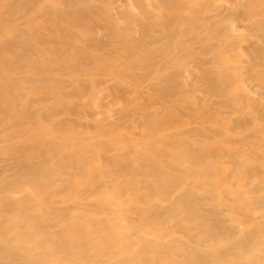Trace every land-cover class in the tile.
<instances>
[{"label": "bare ground", "instance_id": "bare-ground-1", "mask_svg": "<svg viewBox=\"0 0 264 264\" xmlns=\"http://www.w3.org/2000/svg\"><path fill=\"white\" fill-rule=\"evenodd\" d=\"M26 1L27 0H25V1L22 0V2L17 1L18 4L16 3L15 4L16 6L14 5L17 8H15L14 6H12V4L15 3V0L14 1L13 0H0V176L5 171L7 172L10 170L9 171L10 174H9V172L6 173L7 175L3 174V176H2L3 180H1V178H0V264H264V171H263L264 170V153H263V151H259V147L262 148V146H260L261 144H258L259 146L255 150H253V149L256 148L257 146L256 147L252 146V148H251V146H249L248 147L249 151H247V152H250V153L246 154V156L248 155L247 156L248 158H246V159H244V157H243L245 154V151L247 149V147L245 146V143H247V141L249 142L250 140L245 141V139H244L245 137H243L245 134L242 135L240 133L242 136L240 134H238V135H236L238 137H233V138H229L232 134L227 135V136H229L228 142H230V145L227 144V141L225 143H221L224 141L223 136H222L223 141H220V139L222 138L221 136L218 137V138H220L219 139V143H221L220 145H219L218 141H216L218 144L217 143L211 144L210 141L212 140V137L209 133L211 132V133L220 135V133L224 132L225 127H226V123H222L224 119H222L221 116H220L221 117L220 118L217 115L221 119L220 121H222V122L221 123L219 122V125H217V124L215 125L213 123V120H211V118H210V120H211L210 122H212L214 128L211 125H210V127H209V125H207L208 128H206V129H209V130L208 131H206V129L202 130L204 132L205 131L208 132V137H209V135L211 137V140L209 141V138L207 139V136H205L206 137L205 141L207 139L209 142L206 141L204 143L208 142L212 146L211 145L204 146V143H203V140L201 139L202 138L201 137V138H199L202 140V141H200V143H196V141H193V139L190 142L193 141L192 142L193 145L197 144V147L199 144L201 145V143H203L202 145L205 148L203 149V146H201L202 148L200 147V149H203V150H197L196 145H195L196 149H193L194 146H190L192 144H189V143H188L189 146L193 147L192 149L188 148L189 146L184 147L185 144L187 145V143H185V142L186 141L188 142V139L189 140L191 139V137H190L191 135L190 136L188 135L189 138H187L186 141L181 142L184 140V139L180 140V138L184 137L185 134H183V133L185 130L184 131L182 130L183 133H181V134H183V137H180V138H179V136H182L181 134H179L180 129L176 132L177 134L173 133V131L175 132V130L172 131L173 128L178 126L177 124H179V123H176L177 121L176 122L174 121L175 123H173L171 121L172 120L171 119V120L167 121V123L164 124L163 122H161V120L158 121L159 118H157V117H160V116H157V114L162 113V110L157 113L156 110L158 108L157 109L154 108V110L156 109L155 110L156 113H155L154 111L151 112L147 109H144L145 107H143L141 105L143 103L139 102V100L144 99V101H145V99L150 95V94L147 95L149 93V91H148V93L147 92L145 93L143 87L141 86L142 85L141 82L137 86H134L133 88H127V87L122 86L121 82L117 76L118 72H115L118 69L113 70L114 66H110L111 65V64H109L110 61H108L105 58L106 53L104 52L105 44H104L103 38L106 39V42L108 41V44H111V41L113 43V39L117 38V40H118L119 37H117V35L119 34V32H122V35H120V37L121 36L124 37L123 35H126V33L129 31V28H131V27H129L130 23L135 24L134 26H136V27H137L136 24H138V27H139V24H141L142 28L140 26L139 30L142 29V31H143V29H144V33H145L146 28H144V24H143L144 21H142L143 19L141 20L142 17L140 16L139 13L136 14L137 17L139 15L138 20L136 19L137 17L133 18V16H131L132 18L130 19V16H128V15H126L127 18H125V15H124V20L125 19H126L125 21H127V19L129 20L128 23L125 22V24L128 26L127 30L125 28L126 27L125 24L123 25L125 27L120 26V23H118L119 21L116 23V25L114 24L118 20V17H117L118 15L120 18L119 20L123 19L122 15H121L122 12L120 14H118V12H120L121 9H123V8L126 9L125 5H127L126 3H128V1H130L129 3H131V1H134L137 5V2L139 0L138 1L137 0H105V1L103 0L104 5L102 3L103 1L102 2L100 1V4L102 3L103 8L101 5H99V7L101 6L100 10H102L103 12H101V15H100V13H99L100 11L96 7V9H97L96 12L99 13V17L96 18V16H93L92 18H96V19H91V20H93L92 22L96 23V25L99 28H102L104 30L103 36H101V38H99V39H96V40L94 39L93 44L91 42L92 48L84 49V50H86V52L84 50H82V51H84V53L83 52L79 53L78 51L74 52V49H72L73 50V54H72L71 53L72 50L70 49L71 47L68 49V46H67L66 50H71L70 53L73 56H71V58H70L71 54L68 56V52L65 51V54L67 53V56H68L67 57L66 55H64V52H63V55L66 56L65 62H70V67L67 68V72L73 74V76L70 77L72 79L60 81L61 82L59 84V86L61 85L60 89H62V90L65 89V91H63V92L66 93V91H68V90H66L67 87L72 86L74 89L72 90V88H70L72 91L70 90V93H69V91H68V93L74 97H77V100H78V98H80V99L81 98L84 99L83 97H85V99L87 98V101H86L87 103H85L81 99V101L85 103V106H84V104H82V102H80L81 104H78L77 102H75V104H73L70 96H67L68 93H66V95H64V98H66V96H67V98H69L67 100H69L71 103L69 101L67 103L66 102L67 100H66L65 101L66 104H63L62 102L64 101V99L62 98L63 95L61 94V93H63L62 90H59L56 93L55 91L58 88H55V90H53V88H54L52 85L53 83L50 82L51 83L50 84L48 82L51 81V79H55V78L51 77V74L56 73V71L60 72V71H58L59 69L54 71L53 69L56 66L55 67L52 66L55 63L58 64L59 61H54V64H52L53 62L50 61V60H52V57L50 58V56H54L53 55V53H54L53 48L56 45V43L61 44L63 40L66 41V37H67L68 42H69L70 38H76V39H74V41L76 43H77V40L79 41V39H77L76 30L74 31V30L70 29V31H72V32L74 31L73 34H76V37H75V35L70 34V31L68 32V34L66 33V31H68V29H69L68 26H70V25H67L68 22H70V20L67 21V23L65 22L66 25H63L64 23L62 24V27L63 26H64V28L67 27V30L65 29L66 34L62 33L60 36L61 32L59 33L58 32L59 30L57 28L60 27L61 20H56L57 17H55L54 15H56L57 12H58L57 16H58V14L59 15L63 14L64 11H67V10H64V9L62 10L61 9L62 6L64 8V5H66V4L71 5V3H72V5H71L72 7H73V5H75V7L77 6V9H79V11L83 12L85 9L84 7H85V5H87V2L89 0H72V1L70 0L71 1L70 3L68 0H56L55 3L53 2L56 5H53L51 0H31L32 2L30 4L27 3L28 1L27 2ZM97 1H99V0H97ZM191 1L192 0H163L162 2L165 3V5H167L168 7L177 8V10L179 8L182 11L180 14V11L178 10L177 11L178 15H177L176 11L173 12L176 16V20H178L177 22L174 21L175 17H173L172 14L170 15V13H172V12L168 11V8L165 11L167 13V15L169 14L170 18H168V16H167V18L164 21L166 23V20L168 19L167 21L169 23H167L166 25H168V27H170L171 29L165 28L166 27L165 25H164L165 27H163V25L162 26L159 25L161 29L163 28V30L160 29V31L156 30L155 27L154 28L151 27L152 28L151 29L149 27V25H153L155 23V21H153V23H152V19H150V17L153 15L151 14L152 11H150L149 18L148 19L146 18L148 14L145 17L147 19V21H146V19H144L146 21V24L148 25V26L146 25L147 32L145 34L141 35V34H139V30H137L138 31L137 34L139 37L138 38L136 37V39H133L135 37V36H133L134 31L130 29L129 33H132V31H133V34H130V36H128L129 35L128 34L127 35L128 37H125L124 40L122 39V42L119 41L118 45H114V47L110 48L109 50H110L111 54L108 53V55L110 54L109 57L114 56L113 53L115 51H117V53L119 51L121 52L120 49L122 48V46H124V45L128 46V44H130L133 46V48H129L130 46L127 48L129 49V52H133V54L135 53V55H136V53L138 54L135 56L136 58H139V57H137L139 55L151 56V57H156V59L158 61L160 59L161 60L163 59V58L159 59L158 58L159 56L169 54L168 55L169 56V62H166V63H169L171 65V64H173V63H171L172 58L174 60V58L178 59L179 57L182 60V61L181 60L180 61L183 63L184 57L190 56V54H191V58H192V51L194 49L189 48L190 46L194 45V47H195L197 45L196 46L197 48L195 47L196 50L201 47L200 50L203 49L205 52L207 49H209L207 47L205 50L204 45L206 44V42L204 39H206V37L202 33H204L203 31H205L208 28V26H212V25L215 26L216 24H217L216 26H218L219 28H217V27H216L217 29L214 28V31H215V29H216V32L219 30L220 34L219 33H218L219 35L216 34L217 36H215V34H213V36H212V34H211V36L215 40L217 39V40L222 41L223 39H225V41L227 43L226 47L228 50H230V52H232L231 48L233 47L235 42L237 43V41L239 39H240V41H242L243 37L241 36L240 33H242L241 30L245 29V30L250 31V33H251V31H253L254 33L252 32V34H255V35L258 33L259 39L257 40V36H256V40H257V43L259 45H261V46L258 45L261 48H259L258 46H256V48H255L253 45L254 42L248 41L246 43L245 41L244 42L242 41V43H244V44L246 43L245 46H248V47H246V51H247V49H249V51H250L249 55H251V56L255 55L256 57L258 56L257 58H259V56H261V55L262 56L264 55V46H263V43H264V0H219V1H223V4H222V2L220 3L221 5H215L216 1L214 4H212L213 0L212 1L210 0V2H212V3L207 2V1L204 2V3H206L205 7H204L203 1L199 2V0H198V1H196V3L198 2V4L199 3L200 4L199 5L197 4L196 15L198 16V14L200 13V11H199L200 8L203 10V7H204V10L206 11V13L207 12L210 13L208 15L204 14L207 16H203L202 14H203L204 10L203 11L201 10V16L199 14V16L197 17L196 24L197 25L199 24L201 27V23L199 22V20H200L202 23H204L202 26V29L204 27V30H201L202 32H201V34H199L198 30L200 31V29H198L199 28V26H198V28H197L198 33L195 32L196 28H194L193 31L190 28V30H191V33H190V30L188 27V31L191 34V36L188 38L187 34H189V33L187 32V34H184V36H186L185 40L184 39L179 40L180 38L179 39L177 38V40H179V41H177L174 38V37H177V35H175V34L180 33L178 35V37H179L183 34V32L185 33V31L187 30L186 29V30H183V32H181L182 29H180L181 31L179 32V28L184 29L183 26L185 25V27H186L188 25V24H186V23H188V21H190V23L195 22V21L194 22L191 21V20H194V18H192L193 15L191 16L192 19L190 18V20L188 19L189 17H187V19L185 17L187 15L190 16L192 13L194 14L196 4L192 3L194 0L192 2ZM134 2H132V4L135 5ZM140 3H141V1H140ZM142 3H143V1H142ZM157 3H159V5H160V0H158ZM157 3H154L155 7H156ZM187 3H188V6H187L188 9L191 8V5L189 6V4L191 3L192 6L194 5L192 7V8H194V10L191 13L189 12L187 15L184 11L185 21L188 20L185 23V21L182 19L183 18L182 13H183V7ZM132 4H131V7L133 8ZM202 4H203V7L200 6ZM18 5H20L19 9H18ZM34 6H36V7H34ZM152 6H153V4L150 7L152 8ZM154 6H153V9H154ZM157 6H158V4H157ZM199 6H200V8H198ZM59 7H60V10L63 11V13H61L60 10L58 11ZM92 7H93V4L90 6V8L92 9ZM127 7H129V5ZM187 7L186 8L184 7V10L189 11V10H187ZM26 8H28V9H26ZM87 8L89 9V5L87 6ZM164 8H165V6H164ZM164 8H163V10H164ZM14 9H16V10H14ZM31 9L33 11L35 10L37 13H34L35 14V15L33 14L34 16H32V13H31V16L29 18L28 13H29V10L31 11ZM88 9H87V11H88ZM134 9H136V8L134 7L132 9V11ZM138 9H140V8L138 7ZM74 10H75V8H74ZM128 10L130 13L131 11L129 8H128ZM149 10H150V8H149ZM49 11L51 13H48ZM52 11L54 12L52 17L55 18L56 22L59 21L58 25L60 24L59 26H57L56 22L53 21L52 26H54V24H55V26H57V28L54 27V30H53L54 31V39L49 38V37H52V35L49 36L50 35L49 32L52 30V27H49L48 25H46V24L50 23L49 20L50 21L52 20V19H50V18H52V17H50V14H52ZM122 11L124 12V10H122ZM147 11H145V12H147ZM158 11L160 13V10H158ZM158 11H157V13H158ZM190 11H192V9H190ZM198 11H199V13H198ZM44 12H46L45 14H47V13L49 14L48 17H50V18H47V21L44 18L46 16L44 14ZM75 12L72 13L70 11V14L72 13V15H73ZM113 12H115L117 15H114ZM141 12H143V10ZM102 13H103V15H102ZM104 13H105V15H104ZM152 13H155V10ZM36 14L42 15V17H41L42 20H40V22H38V23L43 22L46 25L45 27L43 26V28H45V29L50 28V31L44 29V34H43L42 33L43 31L42 32L40 31L41 26H40V28H38L39 27L38 26L37 29H34L35 28L34 24L36 23V22L34 23L35 19L40 18V15H38L36 17ZM144 14H142V16ZM25 15H27L28 18ZM29 15H30V13H29ZM64 15L66 16L67 13L63 14L62 16H64ZM78 15H80V14H78ZM85 15L89 16V13H86ZM132 15H134V12ZM196 15H194V17H196ZM81 16H82V20H84L83 15H81ZM155 16L156 15L154 14L153 17H155ZM177 16H178V19H177ZM180 16H182V18ZM159 17H161V19L163 18V16H160V15H159ZM159 17H158V19H159ZM165 17L166 16H164V18ZM70 18H71V15L68 19H70ZM116 18H117V20H116ZM21 19H24V21ZM25 19H27V20H25ZM86 19L87 18H85V22H86ZM64 21H66V19H64ZM76 21H77V19H76ZM149 21H150V24H149ZM170 21L172 22V24L170 23ZM173 21L175 23H180V27L177 28L176 25L173 23ZM179 21H183L184 22L183 25ZM81 22H83V21H81ZM161 22H162V20H161ZM51 23H52V21H51ZM51 23H50V25H51ZM158 23L160 24L159 20H158ZM196 24H194L193 27H195ZM78 25H80V23ZM117 25L119 27H117ZM190 25H188V26H190ZM81 26H82V23H81ZM85 26H84L85 30L83 28L82 31H88V30H86ZM87 26H88V24H87ZM134 26L132 27L133 29H134ZM174 26L177 29L173 28ZM205 26H206V28H205ZM82 27H79V32H80V28H82ZM190 27H192V26H190ZM43 28H41V29L43 30ZM121 28H125V29H121ZM25 29H28L29 31L25 30ZM118 29L121 31H119ZM136 29H138V28H136ZM210 29L213 30V27ZM23 30L27 31L29 35L33 34V36L32 35L27 36V38L28 37L30 39L33 38L32 41L29 39H26L27 42L25 40H24L25 42L23 41V39H25V38H23V32H22ZM36 30H38L42 34L41 33H39L40 35L37 34L38 31L36 33H33V31H36ZM122 30H124V31H122ZM125 30H126V33H125ZM176 30L178 32H176ZM245 30H243V31H245ZM47 31H49V32L46 33L48 36V39H47L48 41L46 42L45 39L47 38V36H46L45 32H47ZM56 31L59 33V35L57 34L58 35L57 37L60 38L61 42L59 41V38H55L56 37L55 35L57 33ZM82 31L80 33L81 35L83 34ZM98 31H100V30H98ZM208 31H210V30H208ZM208 31H206V32L208 33ZM214 31H210V33H214ZM16 32H21L22 34L19 33L17 35V34H15ZM27 32H26V34H27ZM51 33H52V31H51ZM210 33H208V34L210 35ZM92 34H93V32L91 33V35ZM95 34L96 33L94 32V35ZM25 35H24V37H26ZM44 35H45V38H44ZM94 35H93V37L96 38L97 35L96 36H94ZM131 35L133 36V38L131 37ZM203 36L205 38H203ZM68 37H69V39H68ZM129 37L132 38L131 41L129 40ZM121 38L119 40H121ZM126 38H127L128 42H126ZM209 38H211V37L209 36ZM254 38H255V36L251 40H253ZM260 38H261V40H263L262 44L260 43L261 42ZM49 39L50 40L52 39L54 43L52 42V40L50 41ZM56 39L58 40V42H55ZM28 40L30 42H28ZM72 40H70V41H72ZM83 40H85V38ZM211 40H212V38H211ZM211 40L209 42H211ZM228 40H230V41H228ZM246 40H247V37H246ZM259 40H260V42H259ZM67 41L64 44H66ZM240 41L238 42L239 44H240ZM223 43H224V41H222V44ZM255 43H256V41H255ZM257 43L255 45H257ZM42 44H43V46H44V44L48 45L47 46L48 48H41ZM60 44H57L58 48H59ZM79 44H80V41H79ZM202 44H203V46H201ZM216 44H217V42H216ZM239 44H237V47ZM49 45L52 46L51 47L52 49L50 48ZM39 46H40V48H38ZM81 46L83 47L84 44H82ZM242 46H243V44H242ZM36 47L38 48L37 50H41V52L39 51L40 54L37 56H35L36 55L35 54L34 55L35 58H34V56H31V57H33L32 60L28 59L29 55H27V54H23V55H27L26 59L23 57V55H21L24 52L27 53V51L29 53V50L30 51L33 50L32 53L33 52L37 53L34 50V48H36ZM215 48H214V50H215ZM54 49L56 50V47ZM63 49H65V48H63ZM221 49H223V48H221ZM87 50H90V51H87ZM172 50H175L174 54L172 53L173 52ZM225 50H226V48H225ZM237 50H238V48H237ZM58 51H60V55H61L62 50L58 49ZM210 51H211V53L213 52L211 47L209 50H207V52L210 53ZM124 52H126V51L124 50ZM175 52H176V54L180 52L181 54H184L185 56H183V58H181L182 56L177 54L179 56H178V58H176ZM201 52L202 51H199L198 53L200 54ZM207 52H206V54H207ZM241 52H244V51H241ZM74 53H76V54L74 55ZM195 53H197V51L193 52V55ZM198 53H197L196 58H199L200 56L203 55V52L200 55H198ZM226 53L227 52H225L224 54H226ZM232 53L229 55H232ZM247 53L245 52L244 54H246L248 56ZM122 54H124V53H122ZM172 54H173V56H172ZM213 54L215 55V53H212L211 55L210 54L207 55V56L210 55L209 62L211 64H213L212 68L214 66H217V63L219 62V60L222 62V60L224 58L227 59V57H225L224 54H222V52H221L220 57L218 56V54H216L217 57H215V58H217L216 59L218 61L217 62L214 60L215 58L214 59L211 58L213 56ZM63 55H62V57H63ZM204 55L202 57H204ZM132 56H134V55H132ZM221 56L222 57L224 56V58H221ZM151 57H150V59H152ZM218 57L220 58L219 60H218ZM121 58L123 59V55ZM121 58H118V59H121ZM164 58H165V56H164ZM167 58L168 57L166 56V59ZM193 58H195V57H193ZM208 59L209 58H207V60ZM53 60H54V58H53ZM115 60H116V58H115ZM186 60L187 61H184L185 63L186 62L188 64L191 63L188 61V59H186ZM189 60H190V58H189ZM201 60H203V59L201 58ZM201 60L199 58L198 61H199V65H202V66L201 67L198 66L199 68L197 67V69L194 72L192 71L191 73L190 72L188 73V72L184 71V72L188 73L189 76H191L190 77L191 80L190 79L188 81L186 80L187 82L183 81L184 80L183 78L185 76H182L183 78L180 77V79L178 78L179 80L178 79L174 80L175 83L179 82L180 80L182 82H184V83H182L180 81L181 84L179 82L180 88H183V89L186 88L188 90H191V95L194 92L195 93L198 92V91L196 92L194 86L199 85V87H200V84H199L200 82H198V80H201L202 79V77H201L202 73L204 71L206 72V70H204L205 67L203 69V64H204V66H208L205 64L204 61H203L204 63H201L200 62ZM211 60L214 61L215 65H214V63H212L213 61H211ZM131 61L133 62V59ZM134 61H135V58H134ZM141 61H143V60H141ZM166 61H168V59ZM194 61H196V60H194ZM259 61L261 62V60H259ZM49 62H50V64H52L51 66L54 68L48 69V71L46 70L47 71L46 72L45 68H47V66H49V64H48ZM65 62L61 61V63H65ZM113 62H114V60H113ZM123 62H124V60H123ZM172 62H174V61H172ZM209 62H207V64ZM221 62L218 63V66H217L218 68H221V66H223V64L221 65ZM143 63H145V61ZM158 63L160 64V61H158ZM163 63H164V61H163ZM166 63L163 65H165V66L168 65ZM182 63H179V64H181L183 66ZM185 63H184V65H185ZM222 63H224V62H222ZM262 63L264 64V62H262ZM175 64L177 65L178 62H175ZM219 64H220V66H219ZM256 64H258V63L256 62ZM116 65H117V63H116ZM116 65L114 68L117 67ZM134 65H135V63H134ZM136 65L137 66H135V67L138 69L139 65L137 63H136ZM140 65L142 66L143 64H140ZM65 66L66 65H64V67ZM125 66L126 65H124L123 67L125 68ZM131 66L129 65V67H131ZM143 66L145 67V65H143ZM152 66H154V64L151 62L149 64L148 68L152 69ZM173 66L175 67V65H173ZM173 66H171V67L173 68ZM261 66H262V64L260 65V67ZM57 67H59V66H57ZM66 67H65V70H66ZM171 67H170V69H172ZM217 67H215L213 69H217ZM131 68H133V67H131ZM208 68H211V67H208ZM236 68H235V70L238 71L239 69L237 70ZM239 68H241V67H239ZM252 68L253 67L245 68L247 71L245 73H248V72L253 73ZM261 68H263V67H261ZM141 69H142V67H141ZM179 69H184V66L182 68H179ZM213 69H212V71H214ZM245 69H243V71H245ZM254 69H256L255 64H254ZM123 70H119V72H123ZM152 70H154V69H152ZM157 70L156 71L159 72V74L163 73L162 75L164 77H165L164 73L167 74L168 71H170V70L167 71L166 69H162L163 72L161 73L160 69H157ZM189 70L190 69L188 68V71ZM24 71H27L26 73H28V71H33V74L36 72H38L37 74H39V72H41L42 75L46 72V74L48 75L47 78H49V79L45 78V76H44V78L42 80L38 79V77H37L36 80H38V81H36V80L32 81V79L30 78L31 80L28 79L29 81H27L28 83L26 84V86L25 85H19V83L23 79V76H20V75L25 73ZM134 71L136 73H138V71H136V70H134ZM144 71H145V68H143V72ZM170 72H173V70H171ZM175 72H173V73L175 74ZM210 72L211 71H209V73ZM132 73H133V71H132ZM140 73H142V72H139V74ZM242 73H244V72H242ZM29 74H30V72H29ZM56 74L60 75L59 73H56ZM124 74H126V73H124ZM257 74H255V75H257ZM261 74L262 73H260V75ZM34 75L36 76V74H34ZM144 75L146 76L145 73H144ZM181 75H182V73H181ZM207 75H208L207 78L212 77V75H210V74H207ZM217 75L218 74H216V76L215 75L214 76L217 77ZM234 75H235V72H234L233 76ZM28 76L30 77V75H28ZM94 76H97V78L94 79V81L90 80ZM163 76H162V78H164ZM219 76L220 75H218V78L221 79V77H219ZM222 76L224 77V75H222ZM230 76H232V74ZM230 76L229 75L227 76V78L229 77V79L226 78L227 83L229 82L228 84H230V82L232 83V81H233L232 80L233 78L231 79ZM24 77H26V76H24ZM131 77H133V76H131ZM158 77H160V75L157 76V78ZM175 77L177 78V76H175ZM215 77H214V79H215ZM261 77H260V79L264 80V78H261ZM87 78L90 80V82L88 84L84 83L85 86L83 88H81L82 87L81 83L83 84V82H85L86 81L85 79H87ZM120 78H122V77H120ZM162 78H161V80H162ZM172 78H171V80H173ZM237 78H239V77L234 78L235 82L241 83L242 81H238ZM80 79L81 80L84 79V81L82 80L83 81L82 82ZM166 79H168V81L167 80L166 81L169 82V78H166ZM203 79H205V78H203ZM211 79H213V78H211ZM211 79H207L206 82L201 80L202 84H204V82L206 84L207 82H209L208 80H211ZM217 79L214 80V81H217L216 83H218ZM145 80H147V79H145ZM158 80H160V78H158ZM171 80H170V82H171ZM242 80H244V79H242ZM77 82H78V84L80 83L79 85L81 87H78L79 85L77 86V84H76ZM87 82H88V80H87ZM145 82H147V81H145ZM164 82H165V80H164ZM196 82L198 85L195 84ZM210 82H212V81H210ZM220 82H221V80L219 81V83ZM223 82H225V81H223ZM263 82L264 81H261V83L259 82L260 86H264ZM21 83L24 84L25 82L22 81ZM47 83L49 85H52L53 88H51L50 86L49 87L52 89L53 92L51 90H49V87L47 90V86L45 89V86L42 85V84H47ZM154 83H156V82L154 81ZM171 83L174 84L173 81ZM159 84H160V82H159ZM214 84L210 85L209 88H207L208 86L206 87V85H204V86L201 85V86H203V88L205 87L209 90L210 89L213 90V88H210V87L214 86V88H215ZM39 85L42 87V89H41L42 92L40 90L38 94L32 93L33 91H37V89L35 87H39ZM174 85L176 86V84H174ZM241 85H243V84H240V86ZM224 86L228 90L232 89L230 85H227V84L224 85L223 84L222 87H224ZM227 86L230 88H228ZM245 86H248V85H245ZM168 87H169V85H168ZM217 87H219V89H220L221 86H217ZM232 87H235V86H232ZM237 87H239V86H237ZM34 88L36 90H34ZM43 88L47 91H44ZM169 88H171V86ZM200 88L202 89V87H200ZM248 88H250V87H248ZM193 89H194V91H193ZM196 89L198 90L199 88H196ZM188 90H187V92H188ZM205 90L206 89H204V91ZM236 90L237 89H235V91ZM238 90H241V89L239 88ZM250 90H252V89H250ZM111 91H113L114 96L116 95V97L118 98V99H116V100H119V101H117V103L119 102L118 104H120L122 106L120 108L122 111L120 110L119 114H117V115H119V119L118 118H116V119L120 120V118H121L122 122H123V120L125 122L126 118H128V120L130 121L129 118H137L138 117L137 118L138 120H136V122H138L140 119L141 122H139V124L141 123V125H139V126L141 128L146 124L144 121H146V122L148 121L147 123H150L149 125H151L153 123L154 127L151 129H150V126L148 124H146V126H149L148 127L149 130L146 127L149 132L147 131L148 132L147 133L144 130V133L146 134V136L148 138L150 136L151 137L155 136V137L159 138V140H160L159 144L160 145L157 146V145H154L156 142L155 143L152 142L153 144L150 142L151 146L148 145L149 147L147 148L148 153H145V151H146L145 148H144L145 151H142V150H140V152L138 151L139 150L138 148L139 147L141 148V146H139L141 143L137 144V146H139V147L136 148L137 146L135 147L134 144L129 145L128 140H127V141H125V142H127V143H125L126 144L125 146L122 145V146H120V148H118L119 147V145H118V147L115 148V149H118V151L115 150V152L117 151L121 155L120 159L122 160V162H120L121 160L119 159V156H117V152H116V156L119 159V161H117L118 164H112V162H110L111 160H114L113 162L116 163L115 159H112L115 154L113 155V157L111 156L112 158H109V155H108V158L110 159V161H107L106 155H105V158L103 156L101 159L100 154H102V153H98L99 158L97 159V161L100 160V163L102 161H103V163L97 164L95 160L93 161L92 156H91L92 158L87 157V156H89L86 154V151H85V148H86L85 146H87V145H85L84 146L85 148H84V147H82L83 146L82 142L78 141V143L79 142L81 143V144L79 143L81 145L80 148H78V145L76 147L75 144H77V143H75L74 146L76 147L75 148L76 153L72 152L73 153L72 155H74V157H75V155L77 156V158L75 157L76 160H73V158H72L73 161H71L70 155L68 157L65 154H63V152H61L62 154L61 153L60 154L65 155V156L59 155L62 157L61 159L59 158V156L57 158L55 157L57 160H58V158L60 160H63L62 162L60 161V163H59V161L56 162L58 164V165L56 164L57 165V168H56L57 171L53 170V168L52 169L49 168L48 163L46 164V162L48 160L46 161L45 157H43V159L41 157L47 156V154H49L48 158L51 159V152L53 153L55 150L52 151V149H50V147H51L50 145H47V146H49V148L47 146H45L44 144L41 145V143H39V142H42L41 140H43V142H44L45 137L40 136V134H43V133L38 134L39 136H37L36 135L37 133H35L36 131H39V129L41 128L40 127L41 124H38L41 122H39L37 118L39 116L43 117L45 115L44 113H43L44 115H42L41 109L46 105V103L47 104L49 102L52 103V101H54V100L56 102V100H57V102H59V104H56V105H57V107L59 106L60 109L55 110L54 108L57 109V107L52 104V106H53L52 109L55 110L54 113L53 112L52 113L53 114L57 113L58 115L61 116V118H63L62 117L63 112L61 113L59 111L64 110L66 112V111L70 110V112L73 113L75 109H76L75 111H77L79 108L82 109L83 107H84V109L85 108L87 109L89 106L92 108L91 105H93V102H92L93 100L99 101L102 96L108 95L109 92H111ZM201 91H203V90H201ZM229 91H227V94L229 93ZM158 92H160V91H158ZM215 92L220 94V97H222V99L226 98L224 100L225 102L230 101V100L232 101L231 97L230 98L228 97L230 100H227L228 99L227 96L229 94L228 95L226 94V97H224L225 96L224 91H223L224 96H221L222 91L216 90V88H215L214 94L213 93L212 94L214 95V97H217L219 95L217 93L215 94ZM65 93H63V94H65ZM195 93L193 94V96L197 97L195 95ZM205 93L206 92H204V94ZM230 93L232 94V92H230ZM243 93H241V94H243ZM145 94L147 97L144 96ZM167 94L165 93V96H167ZM198 94H200V93L198 92ZM246 94H243V95H246ZM60 95H61V97H60ZM185 95H187V94H185ZM193 96L190 98L193 99L194 98ZM164 97H162L163 101H165ZM167 97H166V99H167ZM240 97L241 96H239V98ZM103 98H105V97H103ZM109 98H111V97L109 96ZM198 98H196V103L200 102V101H198V100H200ZM209 98H210V95H209ZM233 98L236 101L238 100V99H235L238 97H233ZM51 99H54V100L51 101ZM204 99H201L202 105L204 103L202 101H206ZM241 99L242 98L239 99V101H238L239 103L237 102L238 104H240L241 102H242V105L247 104V103H245V101H247L248 99L247 100L242 99L245 101H242ZM72 100H74V99H72ZM75 100H76V98H75ZM106 100H108V99H106ZM169 100H171V99H168V101ZM214 100H217V99L214 98ZM97 101H96V103H97ZM158 101L161 102L160 99H158ZM168 101H167V103H168ZM188 101H189V99H188ZM188 101L182 100V102H187V103H188ZM213 101H210V102L216 104V102L218 100L214 101V102ZM231 101H230V103L228 102V104L231 105ZM258 101H259V99H258ZM55 102H53V103H55ZM172 102H170L171 104L169 103L170 105L168 104V106H172L173 104L178 106L177 105L178 101L177 102L174 101L173 104H172ZM191 102H195V101L193 100ZM191 102L188 105L189 107L192 104ZM161 103H160L161 105L165 104V102H161ZM167 103H166V105H167ZM237 103H235V104H237ZM238 104L236 107L239 106ZM49 105H51V104L49 103ZM96 105H98V104H96ZM115 105H117L116 101H115ZM154 105H156V104H154ZM166 105H165V108L168 107ZM175 105H173V106H175ZM202 105H200V107H199V103L197 106L194 105V103H193V106L195 107V109L197 107H199L198 111H200V109H203ZM204 105H205V103H204ZM206 105H208V104H206ZM210 105H211V103H210ZM217 105H218V103H217ZM225 105H226V103H225ZM46 106H45V108H46ZM101 106H98V107H101ZM185 107L187 109L192 108L193 111L195 110V109H193V107L188 108L186 105H184V107H180V108L184 109ZM218 107H220V106H218ZM259 107H260V105H259ZM18 108H20V111L23 110V108H24V110H23L24 112H22V111L20 112L18 110ZM50 108H51V106H50ZM165 108H164V110H165ZM172 108H174V107H172ZM207 108L210 109L209 107H207ZM207 108H205L204 110H206ZM222 108L224 109V107H222ZM243 108H244V106H242L241 109H243ZM84 109H82V112ZM168 109H170V108H168ZM168 109H167V112H170V111H168ZM181 109L180 110H179V108L174 109V111L172 112V115L175 112V110L181 111ZM241 109H238V110H241ZM46 110H47V108H46ZM71 110H73V111H71ZM89 110L86 111L87 114L86 113H83V114L84 115L85 114L86 115L92 114V113H88V112H90ZM158 110H160V109H158ZM211 110H213V109H210V111ZM216 110H217V108H216ZM228 110H230V109H228ZM253 110H255V109H253ZM47 111H49V109ZM97 111L98 110H96V112ZM165 111L163 113H166ZM186 111L188 112V110H185V113H186ZM189 111H190V113L189 112L188 113L191 115L192 114L191 110H189ZM198 111L196 114H198V116H199V114L202 112L201 111L198 112ZM217 111H218L217 113H219V111H220L219 108ZM103 112H105V110ZM45 113H47V112H45ZM59 113H61V114H59ZM77 113H78V111L76 112L75 116L77 115ZM80 113H79V115L81 116L82 114H80ZM98 113H99V111H98ZM49 114H51V112ZM57 114H55V115H57ZM101 114H102V112H101ZM162 114H160V115H162ZM182 114L184 115L185 118H189V117L192 118L193 117V115L188 117L187 113L184 114L182 112ZM182 114L177 113V115L183 116ZM204 114L206 115V116H204L206 118L210 115V114L208 115V113H204ZM46 115H48V113ZM68 115H69V117H65V115L63 114V116L65 117V119H64L65 123L67 122L66 121L67 118H69L68 120H70V121H68V124H65L62 120L63 127L65 125H68V126L72 125L73 126V124L71 122L76 121V120H74L75 118L76 119L81 118V117H79V115H78V117H75L74 115L72 117H70V114H68ZM220 115H222V114H220ZM256 115L258 116V113ZM45 116H44V118L47 120V122H49L48 121L49 118L47 119L46 118L47 116L46 117ZM51 116L52 115H50V117ZM194 116H197V115H194ZM214 116L216 117V114L215 115L213 114L212 117H214ZM237 116L240 118V115H237ZM257 116H256V118H258ZM52 117L55 118L56 116H52ZM73 117H75V118L71 120L70 118H73ZM102 117H104V116H102ZM200 117H198V118H200ZM250 117H251L250 119L254 118V117L252 118V115ZM263 117L261 116V118H263ZM82 118H83V115H82ZM166 118L169 119L168 117H166ZM179 118H183V117H179ZM179 118H178V116H176V120H179L181 125H182L181 121L185 120V119L183 118L181 120ZM198 118L195 117V119H197V120H198ZM45 119H43L44 120L43 122L46 121ZM192 119L189 120L190 123L192 122ZM201 119L204 120L205 118L201 117ZM212 119H214V118H212ZM231 119H232V122L235 120L233 118H231ZM80 120L82 121L84 119H80ZM131 120H133V119H131ZM164 120H166V119L164 118ZM173 120H175V119L173 118ZM187 120L188 119H186L185 124L189 123V121H187ZM229 120H230V118H229ZM243 120H244V118H243ZM259 120H260V117H259ZM54 121H56V119H54ZM57 121L59 123L57 122L55 125L58 126V125L62 124V122L60 123L61 119H60V121L57 119ZM92 121L90 119V123ZM100 121L102 124L104 120H98V121L96 120V123L98 122L97 124H99ZM115 121L117 122V120H115ZM162 121H163V118H162ZM195 121L196 120H194V122ZM198 121L201 122L200 119ZM214 121L216 123L218 121V118H217V120L214 119ZM245 121H247V120L245 119ZM85 122L80 123V121H79L78 123H80V126L78 127L79 124L74 125V126L75 127L77 126L78 130H80L79 128L82 127V125L90 124V123H87L88 120ZM110 122H112V121H110ZM204 122L205 121H202L200 125L196 124V123H198V122H196L195 123L196 126L193 125L194 127L193 126L192 127L197 130V126L199 129V127L202 126V124ZM206 122L209 123L208 120H206ZM248 122H246V123H248ZM250 122L248 124L251 125L252 122L251 123ZM53 123H55V122H53ZM53 123H47V125L48 124L53 125ZM92 123H94V122H92ZM113 123H115V122H113ZM113 123L112 124L110 123V124L113 126V125H115ZM119 123L120 122H117V124H119ZM97 124H95V126ZM103 124L105 127L107 126V125H105V122ZM107 124H109V122ZM122 124L124 125V123H122ZM142 124H144V125L142 126ZM173 124H175L176 126ZM192 124H194V123H191L190 126H188L189 128L187 127L189 129V130L187 129V131H190V129L192 128L191 127ZM206 124L204 126H206ZM209 124H211V123H209ZM220 124H223V125L225 124L224 127L221 125L222 131H219V129H218L220 127ZM242 124H244L246 126L245 123H242ZM242 124L240 123V125H242ZM258 124H260V123H258ZM86 125L83 127L84 128L88 127V125L87 126ZM102 125L100 126L101 129L103 128ZM36 126H39L40 128L36 129L34 131V133H35V135H34V133L32 132V129L38 128ZM54 126H52V127H54ZM57 126H55V127H57ZM172 126H175V127L170 128ZM182 126H180V127H182ZM204 126L200 127V129L205 128ZM90 127H92V125L89 126V128ZM166 127L171 129L170 131H172V134L170 133L169 129H168V132L170 134H166V133L164 134V130ZM215 127H217V128H215ZM221 127H220V129H221ZM69 128H71V127H69ZM92 128H95V127H92ZM97 128H99V125ZM97 128H95V129H97ZM110 128H112V127L110 126ZM167 128H166V130H167ZM178 128H179V126H178ZM183 128L184 127H182L181 129H183ZM210 128H213V129H210ZM52 129L53 128H51V130ZM61 129H62V127H61ZM125 129H126V132L130 133V131H127L126 127H125ZM125 129H122V130L125 131ZM142 129H145V128L143 127ZM185 129H186V126H185ZM230 129H232V128L230 127L229 129H227L228 131H226L227 132L226 134H228ZM46 130H49V129L47 128ZM46 130H45V132H46ZM57 130L58 129H56V132H57ZM70 130L68 129V131H70ZM161 130H163V131H161ZM166 130H165V132H167ZM40 131L42 132L44 130H40ZM58 131H60V130H58ZM81 131H83V130L81 129ZM84 131H85V129H84ZM110 131H113V130H110ZM156 131H157V133L155 135H153L152 133H155ZM193 131H190V133H192ZM233 131H232V133H236V131H234V132ZM247 131H245L244 133H246ZM252 131H254V130H252ZM54 132H55V128H54L53 133L52 132L51 133L54 135L55 134ZM87 132H89V129ZM199 132L201 133L200 130H199ZM230 132H231V130H230ZM238 132H239V130H238ZM263 132H264V127H263ZM31 133H33L32 134L33 137L31 135ZM51 133L49 134V136L51 135ZM112 133H114V132H112ZM115 133L113 135H115ZM186 133L188 134V132H186ZM250 133H252V132H250ZM259 133H261V132H259ZM25 134H28L27 138L22 139ZM79 134H80V132H79ZM95 134H93V135H95ZM192 134H195V133H192ZM224 134H225V132H224ZM256 134L258 135L257 130H255V134L252 135L253 137L255 135L254 138L251 135H249V136H251V138L256 140L255 139V138H257ZM73 135H75V134H73ZM88 135L86 134L85 136H87L89 139ZM106 135H105V138H106ZM177 135H179V136H177ZM195 135H197V134H195ZM62 136H63V132H62L61 137ZM64 136L62 138H64ZM97 136L98 135H96L94 137L96 138ZM119 136L120 137H118V138H121V135H119ZM176 136H177V138H179V143L174 142L175 139H172L173 141L169 140L171 137L176 138ZM197 136L195 138H198ZM216 136H215V138H217ZM227 136H225V137H227ZM246 136H247V134H246ZM67 137H71V136H67ZM67 137H65V138L69 140V138H67ZM81 137H84V136H81ZM155 137H153V138L156 139ZM135 138L136 137H134V139ZM192 138H194V136ZM261 138H264V137H261ZM261 138H260V140H261ZM33 139H35V140H33ZM74 139H75V137H74ZM126 139H127V137H126ZM129 139H130V141L134 140L131 138H129ZM99 140H96V144H98L97 142ZM141 140H143V139H141ZM216 140H218V139H216ZM257 140H259V138ZM135 141H138V140H134V142ZM213 141H215V139ZM244 141H245V143H244ZM56 142H55L56 146L59 145V147H60V143L58 144ZM66 142H67V140H66ZM91 142H90V144H91ZM109 142L108 143L106 142L103 144H101L102 143L101 142L99 145H103V147H104V145L109 144ZM120 142H122V141L120 140ZM157 142H158V140H157ZM198 142H199V140H198ZM250 142H252V141H250ZM261 143L263 144V141ZM94 144H95V142H94ZM94 144H93V146H94ZM116 144L117 143H114V142L109 144L110 145L109 148L111 149V146L116 145ZM256 144L257 143H255L254 145H256ZM109 145H107L106 149H108ZM144 145H147V144L145 143ZM214 145L217 148H213ZM248 145H249V143H248ZM62 146H64V145H62ZM68 146H69V144H68ZM93 146L90 147L88 145V147H90V148H93V149L96 148ZM180 146H182V147H180ZM220 146H222V147H220ZM46 147H47V149L50 150V152H48ZM55 147H53V148L56 149ZM175 147L178 148V151L183 149L184 152L182 150H181V152H183V153H181L180 151H179L180 153H178V151L176 153L171 152V150L172 151L177 150ZM218 147H220V148H218ZM62 148L66 149V147H62ZM174 148L176 150H173ZM184 148H186V149H184ZM135 149H137L136 151H138V154H136L137 156H135V157H138V155H139L138 160L142 159L140 161H144V163L147 164L146 166H148V164H149L148 168H150L151 171H149V172L147 170L144 171L143 168L146 166H144V164L138 160L137 161L136 160L131 161V158H129L130 159L129 160L126 157V159H128L126 161V159L123 158L124 156L128 155L130 152H132V151L134 152ZM88 150H89V148H88ZM96 150H97V148H96ZM257 150L263 154L257 155L256 154L258 152ZM59 151H60V149H59ZM136 151H135V153H136ZM149 151H151V152H149ZM53 154L58 155V152L57 153L54 152ZM91 154L92 153H90V155ZM151 154L152 155L154 154V156H152L153 158L155 157V154L157 156L153 159L150 156ZM147 155L151 158H149ZM158 157L159 158L161 157L162 159L165 158V159L161 160V159H158ZM241 157H243V158L240 159ZM67 158H69L70 161H67ZM52 159H54V158H52ZM123 159H125V160L123 161ZM248 159L250 160V162H247ZM43 160H45V161H43ZM50 161L52 162V160H50ZM50 163H49V165H50ZM109 163H111V164H109ZM53 165L55 167V163ZM53 165H50V166H53ZM71 168L76 169L77 171L75 170L76 172L74 173L73 176H70L72 178H71V180H69L68 179V175H69L68 172H69V169H71ZM94 168L97 170L98 169H100V170L95 172V174L98 173L97 176L93 175V178H91L92 174L90 176H88L87 174L90 170H95ZM65 170L68 171L67 172L68 175L65 174V172H64ZM90 173H92V171ZM64 176L67 177L68 180L64 179L65 178ZM197 178H199L200 181H203V182H201V183L199 182L200 185L198 184L197 186H194L195 183L193 184V179H197ZM142 183H144V184H142ZM138 185L143 187L141 189L142 194L140 193L141 192L140 186H138ZM77 186L78 187L81 186V187L76 188ZM130 188H132V190ZM138 189L140 192L136 191ZM134 190H135V192L133 193ZM127 191H129V192H127ZM112 192L114 193L113 196L111 195L112 202L110 204L112 206L109 207L110 205L107 204L109 202H107L106 204H104L105 205V207H104L102 205L103 202L101 203V200H98L99 198L97 199V197L102 198L106 195L111 194ZM130 192H132V193H130ZM129 193H130V195H129ZM15 194H18V197H14ZM83 195H86L88 198L89 197H92L94 199L96 198V200L87 199V201H86V198H83L84 197ZM81 196H83V197H81ZM67 200L68 201L70 200L71 202H68L66 204L65 201H67ZM88 200H90V201H88ZM153 200H155V201H153ZM63 203H65V205H63ZM150 236H154L156 238H150Z\"/></svg>", "mask_w": 264, "mask_h": 264}, {"label": "rangeland", "instance_id": "rangeland-1", "mask_svg": "<svg viewBox=\"0 0 264 264\" xmlns=\"http://www.w3.org/2000/svg\"><path fill=\"white\" fill-rule=\"evenodd\" d=\"M13 1H14V0H13ZM17 1H18V2H20V1L22 2V0H15V3L13 2L14 4H12V6H14L16 3L18 4ZM24 1H25V0H24ZM27 1H28V2H27ZM27 1H26V2L29 3V4L32 2L31 0H27ZM55 1H56V0H51V2H52L53 5H56V4H54ZM68 1H69V3H70L72 0H71V1L68 0ZM100 1L102 2L103 0H99V1H97V0H96V1H95V0H89V1L87 2V5L84 4V5H85V7H84V8H85V9H84L85 12L87 11V9H88L87 6L89 5V9H88V11L86 12V13H89V16H86V15H85L86 13H85L84 11H83V12H82V11H79V9H77V6L75 7V5H73V7H72V6H71L72 3H71V5H70V4H69V5L66 4L67 6L64 5V8H63V6H62V8H61L62 10H63V9H64V10H67V11H64V13H63L62 10H60V7H59V9L57 8L58 11H59V10L61 11V13H63V14H66V13H67L66 16L64 15L65 17L62 16L63 14H61V15L58 14V16H57V13H58V12L56 13V15H54L55 17H57L56 20H61V25L59 24L60 27H58V28H57V26H59V25H58L59 21L56 22V21H55V18L52 17L53 14H54V12L52 11V14H50V17H52V18L48 17V15H49L48 13H51L50 11H49L47 14H45L46 12H44V14H45L46 16H45V17L43 16V17L46 19V21H47V18L52 19V20H51L52 23H51V21L49 20V22L51 23V25H50V23H49V24H46V25H48L49 27H52V30H51L52 33H51V31H50V28H49V29H48V28H46V29L43 28V26H44V27L46 26L43 22H42V23H38V22H40V20H42V18H41L42 15H41V14H38V15H40V18H36V19H35V21H34V23L36 22V23H35L36 25L34 24L35 28L32 26L34 29H37L38 26H39L38 28H40V26H41V28H43V30L40 28V31H41V32L43 31V32H42L43 34H44V29H45V30H49L50 32L47 31V32H45V34L49 32V33H50L49 36L52 35V37H49V38L54 39V31H53V30H54V27L57 28V29L59 30V31H58L59 33L61 32V33H60V36H61V34H62V33L64 34L65 31L67 30V27H65V28H64V26L62 27V24L64 23L63 25H66L65 22L67 23V21L70 20V22H68V24H67V25H70V26H68L69 29H68V31H66V33L68 34V32L70 31V29H71V30H74V31L76 30L77 39H79L81 45L84 44V46H83L84 48H83V47L79 44V41H78V40H77V43L74 41V39H76V38H70V39H69L70 36L68 37L70 43L67 41V37H66V41H67L66 44H64V43L66 42V41H64V40L62 41L61 44H60V43H56V45L54 46V48L56 47V50L53 48L54 53H53V52H52V53H53L54 56H50V58L52 57V60H50V61L53 62L52 64H54V61H59L60 63L58 62V64L55 63L56 65H55V64L52 65V64H50V62H49V63H48L49 66H47L48 64L46 65L47 68H45V71H46V70L48 71V69L54 68V67L56 66V67H55L56 69L54 68L53 70L56 71L57 69H59L58 71H60L61 73L56 71V73H59L60 75H58V74H56V73L51 74V77L55 78L56 80H55V79H51V81H49L48 83H50V82L53 83L52 85H53L54 88L52 87V85H49L48 83H47V84H42V85L45 86V89H46V86H47V90H48V87H49V86H50L51 88H53V90H55V88H58V89H56V91H55V92L57 93L59 90H62V89H60V88H61V85L59 86V84L61 83L60 81H62V80L64 81V80H67V79H72V78H70V77L73 76V74L67 72V68L70 67V62H65V58H66V56H67V53L65 54V51L68 52V56H69L71 53L73 54V50H72V49H74V52H75V51H76V52L78 51L79 53H81V52L84 53V51L86 52V50H84V49H86V48H88V49H89V48H92V46H91V42H92V44H93L94 39L96 40V39L101 38V36H103V34H104V30H103L102 28H99V27L96 25V23H93V22H92L93 20H91V19H96L97 17H99V13H100V15H101V12H103V11L100 10V9H101V6H102V8H103L104 1H105V0L102 2L103 5H102V3L100 4ZM137 1H138V0H137ZM140 1H141V3H140ZM142 1H143V3H142ZM156 1L158 2V0H154V1H153V0H147V1H146V0H139V1L137 2V5H136V3H135L134 1H131V3H129L130 1H128V3H126L127 5H125V6H126V7H125L126 9L123 8V9H121L120 12H118V14H120V13L122 12L121 15H122V18H123V19L119 20L120 18H119V15H118V16H117V17H118V20H117V18H116L117 21H116L114 24L116 25V23L119 21L118 23H120V26H123V25L125 24V22L128 23V21H129L128 19H127V21H125L126 19L124 20V15H125V18H127L126 15L130 16V19H131V18H132L131 16H133V18H134V17L136 18V17H137L136 14L139 13L140 16L142 17V18L140 17L141 20L143 19L142 21H144L143 24H144V28H146V31H145V33H146V32H147V27H146L147 24H146V21H147V19L149 18V13H150V11L153 12V11L155 10V13H152V12H151V14H152L153 16H154V14H155L156 16H155V17H153V16L150 17V19H152V23H153V21H155V23H154L155 25H154V24H153V25H149V27H150V28H151V27H152V28L155 27L156 30H159V31H160V29H161L160 26L163 25V27L166 26L165 28H169V29H171L170 27H168V25H166L167 23H169V22L167 21L168 19L166 20V23H165V21H164V20L167 18V16H168V18H170V17H169V14L167 15V13H166L165 11H166L167 8H168V11L172 12V13H170V15L172 14V16L175 17V18H174L175 20H174V19H173V20H174L175 22H177L178 20H176V16H175V14H174L173 12H175V11L177 12V11L179 10V11H180V14H181V12H182L181 9L178 8V10H177V8H170V7H168L167 5H165V3L162 2L163 0H160V5H159V3H157ZM192 1H193V0H192ZM192 1H191V2H192ZM196 1H198V0H194V1L192 2V3L196 4V5H195V11H194V14L192 13L190 16L187 15L189 12L191 13V12H193V10H194V8H192L194 5L192 6V4L190 3L189 6L191 5V8L188 9V7H187V6H188V3H187L184 7H185V8L187 7V10H189V11L184 10V7H183V13H182L183 18H182V16H180V17L185 21V17H186V19H187V17H189L188 19L190 20L191 16L193 15L192 18H194V20H191V21H193V22L195 21L194 23H190V21H188V20L185 21V23L188 21V23H186V24H188V25L191 24L190 26H192V27H190V26H188V25L185 27V25H184V26H183L184 29H183V28H179V27H180V23H175V22L173 21V23L176 25V27L179 28V32L181 31L180 29H182L181 32H183V30H186V29H187V30L185 31V33L183 32V34H182L181 36H179V37H178V35H179L180 33H178V34L176 33L175 35H177V37H174L176 40H177V38H178V39L180 38L179 40H183V39L185 40V39H186V36H184V34H187V32L189 33V31H188V27H189V30H190V28H191L192 31H193L194 28H196V29H195V30H196L195 32H197V28H198V26H199V28H198V29H200V31L198 30L199 34H201V32H202L201 30H204V27H203V29H202V26H203L204 23H202V22L199 20V22L201 23V27H200L199 24H198V25L196 24L197 17L199 16V14H200V16H201V10H202V9L200 8V6L203 7V4L200 5V6L198 7V8H200V10H199L200 13H199V11H198L199 14H198V16H197V15H196V13H197V12H196V11H197L196 9H197V4H198V2L196 3ZM200 1H203V3L206 2V1H207V2H210V0H209V1H208V0H199V2H200ZM211 1H212V0H211ZM215 1H216L217 4L215 3ZM26 2H25V3H26ZM53 2H54V3H53ZM132 2H134L136 6H135L134 4H132ZM144 2H145V3H144ZM148 2H149V3H148ZM164 2H165V1H164ZM221 2H222V4H223V1H219V0H213V3H212V2H210V3H212V4L215 3V5H221V4H220ZM25 3H24V4H25ZM27 3H26V4H27ZM97 3H98V4H97ZM151 3L153 4V6L155 5L154 3H157L158 6H157V4H156V7L154 6V9H153V6H152V8L150 7V6L152 5ZM92 4H93V7H92V9H91L90 6H91ZM131 4L133 5V8H134V7L136 8V9H134L133 11H132L133 8L131 7ZM141 4H142L143 6H142ZM199 4H200V3H199ZM199 4H198V5H199ZM205 4H206V3H204V7H205ZM34 5H35V4H34ZM58 5H59V4H58ZM99 5H101V6L99 7ZM128 5H129V7H127ZM215 5H214V6H215ZM15 6H16V5H15ZM15 6H14V7H15ZM32 6H33V5H32ZM141 6H142V7H141ZM164 6H165V8H164ZM19 7H20V5H18V9H19ZM34 7H36V6H34ZM96 7H97V9L100 11L99 13L96 12V10H97ZM98 7H99V8H98ZM138 7H139L140 9H138ZM204 7H203V10H204ZM15 8H17V7H15ZM74 8H75V10H74ZM128 8H129L130 11H131L130 13H129ZM149 8H150V10H149ZM163 8H164V10H163ZM12 9H13V8H12ZM26 9H28V8H26ZM57 9H56V10H57ZM68 9H69L72 13L75 12V11H76V12L72 15V13L70 14V11H69ZM93 9H94V10H93ZM144 9H145V10H144ZM157 9L160 10V13H161V14L159 13V11H158ZM190 9H192V11H190ZM14 10H16V9H14ZM20 10H21V9H20ZM72 10H73V11H72ZM122 10H124V12H123ZM140 10H141V11L143 10V12H141ZM147 10H148V11H147ZM162 10H163V11H162ZM203 10H202V11H203ZM78 11H79V12H78ZM126 11H127V12H126ZM145 11H147V12H145ZM157 11H158V13H157ZM184 11H185V13H186V15H187V16H185V17H184V15H185ZM94 12H95V13H94ZM133 12H134V15H132ZM204 12H205V13H204ZM204 12H203V14H202L203 16H207L208 14H210V13H208V12L206 13L205 10H204ZM27 13H28V12H27ZM29 13H30V15H29ZM29 13H28V16H29V18H30L31 13H32V16H34V15H35L34 13H37V12H36L35 10L33 11V10L31 9V11L29 10ZM59 13H60V12H59ZM144 13H145V14H144ZM33 14H34V15H33ZM75 14H76V15H75ZM78 14H80V15H78ZM90 14H91V15H90ZM113 14H114V15H117L115 12H113ZM142 14H144V15H143L144 17L142 16ZM147 14H148V15H147ZM180 14H179V15H180ZM204 14H207V15H204ZM38 15L36 14V17H37ZM70 15H71V18L68 19V18L70 17ZM81 15H83V17H84L83 19H84V20H82V16H81ZM102 15H103V13H102ZM104 15H105V13H104ZM146 15H147V17H146ZM159 15H160V16H163V18H164V16H166V17H165L164 19H163V18L161 19V17H159ZM177 15H178V12H177ZM194 15H196V17H194ZM25 16L27 17V15H25ZM67 16H68V17H67ZM72 16H73V17H72ZM80 16H81V17H80ZM90 16H91V17H90ZM93 16H96V18H92ZM89 17H90V18H89ZM138 17H139V15H138ZM138 17L136 18L137 20H138ZM145 17H146L147 19H146ZM158 17H159V19H158ZM27 18H28V17H27ZM31 18H32V17H31ZM33 18H34V17H33ZM85 18H87V19H86V22H85ZM128 18H129V17H128ZM140 18H139V19H140ZM192 18H191V19H192ZM64 19H66V21H64ZM76 19H77V21H76ZM89 19H90V20H89ZM144 19H146V21H145ZM177 19H178V16H177ZM21 20L24 21V19H21ZM25 20H27V19H25ZM80 20L83 21V22H81ZM141 20H140V21H141ZM158 20L160 21V24L158 23ZM161 20H162V22H161ZM46 21H45V22H46ZM53 21L56 22L57 26H55V24H54V26H52ZM87 21H88V22H87ZM163 21H164V22H163ZM72 22H73V23H72ZM179 22H181L182 25H183V23H184L183 21H179ZM199 22H198V23H199ZM77 23H78V24L80 23V25H78ZM81 23H82V26H83V25H84V26L86 25L85 27H86V30H88V31H82V29L84 28V26L82 27V26H81ZM86 23L88 24L89 27L87 26ZM90 23H91V24H90ZM129 23H130V22H129ZM152 23H151V24H152ZM164 23H165V24H164ZM170 23L172 24L171 21H170ZM73 24H74V25H73ZM76 24H77V25H76ZM130 24H131V23H130ZM130 24H129V27H131V28H129V31H128L127 33H126V30L128 29V26H127L126 24H125L126 27L123 26V27L126 28V30H125L126 35H123L124 37L121 36V37H122V38H121L120 35H122V32H119V34L117 35V37H119L118 40H117V38H116V39H113V43H114V44L112 43V41H111V44H108V41L106 42V39L103 38V41H104V44H105L104 52L106 53V54H105V56H106L105 58H106L108 61H110V62H109V64H111L110 66H114V67H115V65H116V63H117V65H116L117 67H116V68L113 67V70L118 69V70L115 71V72H118L117 76H118V78H119V80H120L122 86L127 87V88H133L134 86H137V85L141 82V83H142L141 86L143 87L145 93H146V92L148 93V91H149V93H148L147 95H149V94H150V95H149L148 97L146 96V94L144 95V96L147 97V98L145 99V101H144V99L139 100V102L143 103V104H141V103H140V104H141L143 107H145L144 109H147V110H149V111H151V112H153V111L155 112V110L158 108V109H160V110L157 109V110H156L157 113H158L159 111H161V110H162V113H163V112L166 110L165 112H166L167 114H166V113H163V114H162V113H158L159 115L157 114V116H160V117H157V118H159L158 121L161 120V122H163L164 124L167 123V121H169V120H171V119H172L171 121H172L173 123H175V122L177 121L176 123H179V124H177V125L179 126V128H178V126H176L175 124H173V125H175L176 127H175V126H172V127H170V128L175 127V128L172 129V131L175 130V132L173 131V133H176V132L180 129V130H179V134L183 133L182 130H183V131L185 130L184 133H183V134H185L184 137H183V134H181L182 136L177 135V136H179V138H180V137H183V138H180V140H181V139H182V140L184 139V140L181 141V142L186 141L187 138H189L188 135H189V136L191 135V136H190L191 139H190V140L188 139V142H187V141L185 142V143H187V145L185 144L184 147H188L189 144H192V145H190V146H194V148H193V147H190V146H189L188 148L196 149V148H195V145H196V147H197V144H194V145H193V143H192L193 141H196V143H200V141L203 140V143H204V142L208 141V140H207L208 138H209V141H210V140H211V137H212V140L210 141V143H211V144H216V143H217L216 141H218V143H219V139H220V138H218L219 136H221V137L223 136V137H224V139H223V137L220 139V141H223V140H224V141L221 142V143H225V142L227 141V144L230 145V142H228V139H229V138H233V137H238V136H236V135H238V134L241 133L242 135L245 134V135L243 136V137H245V138H244L245 141H247V140L252 141V142H250V141L248 142V141H247V143H245V141H244L245 146L247 147V149H246V151H245V154H244V156H243L244 159L248 158V157H247L248 155L246 156V154H247V153H250V152H247V151H249V149H248L249 146H251V148H252V146H253V147H256V146H257L256 148L253 149V150H255V149L258 148V146H259L258 144H261L260 146H262V148L259 147V151H263V153H264V146H263V145H264V138H261V137H264V132H263V127H264V122H263V121H264V117H263V116H264V114H263V113H264V86H260V84H259V82L261 83V81H264L263 79H262V80L260 79L261 76H262L261 78H264V64L262 63V62H264V61H263V60H264V59H263V58H264V55H263V56H262V55L259 56V58H257L258 56L256 57L255 55L251 56V55H249V53H250L249 49H247V51H246V47H248V46H245L246 43H247L248 41H251V42H254V43H255V41H256V43H257V40L259 39V38H258V37H259V36H258V35H259L258 33L255 35V34H252L253 31H251V33H250V31H248V30H245V29H243V30H245V31L241 30L242 33H240V34H241V36L243 37V38H242V41H243V42L245 41L246 43H245V44L242 43V41H240V39H239V40L237 41V43L235 42L234 45H233V47L231 48V49H232L231 51L233 52V53H232V52H230V50L227 49V47H226L227 43H226L225 39L222 40V41H224V43H225V44L223 43L224 45L222 44V41H221V40H217V39L215 40V39H213V37H212L213 34H215V36H217L216 34H218V33L220 34V31H219V30L216 32V29L219 28L218 26H216L217 24H216L215 26H214V25H212V26H208L207 29L210 30V31H214V28H216V27H217V28L215 29L214 33H210V31H208L207 29H206L205 31H203L204 33H202V34H204V36L206 37V39H204V40H205V42H206V44H207V45H206V44L204 45V46H205V50H206L207 47H208L209 49H210V47H211V49H212V51H213L212 53H215V55L213 54L214 57H213V56L211 57L212 59H214L215 57H217L216 54H218V56L220 57L221 52H222V54H224L225 52H227L226 54H224V56L227 57V59H225L224 56H223V57L221 56V58H224V59H223L224 61H223L222 59H221V60H222V62H224L225 64L222 63V62L219 60L220 58L218 57V60H219V62H221V65L223 64V66H221V68H218V67H217V66H218V63H219V62L216 60L217 58L214 59V60L217 61L218 63H217V66H214L213 68L217 67V69H213V68H212V65H213V64H211V63L209 62V60H210V55L212 54L211 51H210V53H208L209 51L207 52V50H209V49H207V50H206L207 54H206V52H205L203 49L200 50L201 47H200L199 49L196 50V48H197L196 46H197V45L195 46L196 48L194 47V45L189 47V48H193V49H194V50L192 51V58H191V54H190V56H186V57L183 58V56H185L184 54H181L180 52L177 53V54H179L180 56H182L181 58H183V63L181 62L182 60L180 59V57L178 58L179 55H177L176 52H175V57L178 58L179 60H178V59H175V58H174V60H173V58L171 57V58H172L171 63H173V64H171V65H170L169 63H166V62H169V56H168L169 54H168V55H161L162 57H161V56L158 57L159 59H160V58H163L162 60L164 61V63H163V61H162L161 59L158 60V61H160V64H161V65L158 63L156 57L139 55V56H137V57H139V58H136L135 56L138 55V54L136 53V55H135V53L133 54V52H129V49L127 48V47H129V46H130L129 48H133V46L130 45V44H128V46H125V45L122 46V48L120 49L121 52L119 51V52L117 53V51H115V52L113 53L114 56L109 57V55L111 54L109 49L112 48V47H114V45H118L119 41L122 42V39L124 40L125 37H128V36H130V34H133V31H134V35H133V36H135V37L133 38L132 35H131V37H132L133 39H136V37H137V38L139 37L138 34H137V32H138L137 30H139L141 24H139V27H138V24H136L137 27L134 26L135 24H133V23H132L131 25H130ZM149 24H150V21H149ZM194 24H196L195 27H193ZM132 25L134 26V29L132 28V27H133ZM159 25H160V26H159ZM164 25H165V26H164ZM178 25H179V26H178ZM147 26H148V25H147ZM74 27H75V28H74ZM79 27H82V28H80V32H79ZM91 27H92L93 29H92ZM117 27H119V26L117 25ZM135 27L138 28V29H136ZM171 27H172V26H171ZM176 27L174 26L173 28L177 29ZM212 27H213V30L210 29V28H212ZM76 28H77V29H76ZM87 28H88V29H87ZM125 28H121V29H125ZM141 28H142V26H141ZM152 28H151V29H152ZM205 28H206V26H205ZM65 29H66V30H65ZM119 29H120V28H119ZM119 29H118V30H119ZM130 29L133 30L132 33H129V32H130ZM25 30H28V29H25ZM55 30H56V29H55ZM84 30H85V28H84ZM91 30H92V31H91ZM98 30H100L101 32L98 31ZM161 30H163V28H162ZM172 30H173V29H172ZM28 31H29V30H28ZM37 31H38V30L33 31V33H36ZM74 31H73V32H74ZM81 31H82V33H83L82 35L80 34ZM119 31H121V30H119ZM122 31H124V30H122ZM206 31H208V33H210V35H209ZM22 32H23V38H25V39H23V41L25 40V41L27 42L26 39H29V40H31V41L33 40L32 37H31L32 39H30L29 37L27 38V36L29 35L27 31H24V30H23ZM26 32H27V34H26ZM41 32L38 31L37 34H39V33H41ZM56 32H57V31H56ZM56 32H55V33H56ZM58 32L56 33V35H55L56 37H55V38H59V37H57V36L59 35ZM71 32H72V31H70V34H73V32H72V33H71ZM77 32H78V33H77ZM86 32H87V33H86ZM92 32H93V34L91 35ZM94 32L96 33L95 35H94ZM135 32H136V33H135ZM176 32H178V31L176 30ZM198 32H197V33H198ZM19 33H21V32H16L15 34L18 35ZM31 33H32V32H31ZM42 33H41V34H42ZM66 33H65V34H66ZM145 33H144V29H143V31H142V29L139 30V34L142 35V34H145ZM190 33H191V30H190ZM190 33L187 34V37H188V38L191 36ZM244 33H245V34H244ZM253 33H254V32H253ZM21 34H22V33H21ZM25 34H26V35H25ZM57 34H58V35H57ZM76 34H73V35H75V37H76ZM86 34H87L88 36H87ZM128 34H129V35H128ZM136 34H137V35H136ZM211 34H212V36H211ZM219 34H218V35H219ZM243 34H244V35H243ZM246 34H247V35H246ZM17 35H16V36H17ZM24 35H25L26 37H24ZM30 35L33 36V34H30ZM30 35H29V36H30ZM39 35H40V34H39ZM78 35H79V36H78ZM93 35H94V36L97 35L96 38H94ZM127 35H128V36H127ZM207 35H208V36H207ZM34 36H35V35H34ZM46 36H47V34H46ZM99 36H100V37H99ZM204 36H203V38H205ZM209 36L212 38V40H211V38H209ZM244 36H245V37H244ZM249 36H250V37H249ZM254 36H255V38H254L253 40H251ZM256 36H257V40H256ZM91 37H92V38H91ZM131 37H129V40H130V41H131V39H132ZM181 37H182V38H181ZM207 37H208V38H207ZM246 37H247V40H246ZM251 37H252V38H251ZM44 38H45V35H44ZM84 38H85V40H83ZM120 38H121V40H119ZM244 38H245V39H244ZM248 38H249V39L251 38V39L249 40ZM47 39H48V36H47V38L45 39L46 42L48 41ZM52 39H51V40H52ZM72 39H73V40H72ZM80 39H81V40H80ZM218 39H219V38H218ZM29 40H28V42H30ZM49 40H50V39H49ZM51 40H50V41H51ZM56 40H57V39H56ZM56 40H55V42H58V40H57V41H56ZM61 40H62V39H61ZM70 40H72V41H70ZM92 40H93V41H92ZM179 40H177V41H179ZM210 40H211V42H209ZM254 40H255V41H254ZM260 40H261V38H260ZM260 40H259V42H260ZM25 41H24V42H25ZM59 41H60V38H59ZM86 41H87L88 43H87ZM212 41H213V42H212ZM228 41H230V40H228ZM239 41H240V44L238 43ZM52 42H53V40H52ZM60 42H61V41H60ZM126 42H128L127 38H126ZM205 42H204V43H205ZM214 42H215V43H214ZM216 42H217V44H216ZM262 42H263V40H261L260 43L262 44ZM48 43H49V42H48ZM53 43H54V42H53ZM68 43H69L70 45H69ZM116 43H117V44H116ZM254 43H253V45H254V47L256 48V46H258L259 44L257 43V45H255L256 43H255V44H254ZM57 44H60L59 48H58V45H57ZM62 44H63V45H62ZM107 44H108V45H107ZM229 44H230V43H229ZM237 44H239L238 47H237ZM242 44H243V46H242ZM51 45H52V44H51ZM111 45H112V46H111ZM133 45H134V44H133ZM47 46H48V45H46V44H44V46H43V44H42L41 48H48ZM49 46H50V45H49ZM67 46H68V49L71 47L70 49H71L72 51H71V50H66V49H67ZM80 46H81L83 49H82ZM201 46H203V44H202ZM240 46H241V47H240ZM259 46H261V45H259ZM259 46H258V47H259ZM263 46H264V43H263ZM51 47H52V46H50V48H51ZM198 47H199V46H198ZM215 47H216V48H215ZM224 47L226 48V50H225ZM258 47H257V48H258ZM38 48H40V46H39ZM38 48H37V47L34 48V50H35L37 53H35V52L32 53L33 50H31V51L29 50V53H28V51H27V53L24 52V53H22L21 55H23V54H27V55H29V56H28V59H31V60H32L33 57H31V56H34L35 54H36L35 56H37V55L40 54L39 51L41 52V50H37ZM50 48H49V49H50ZM63 48H65V49H63ZM78 48H79V49H78ZM203 48H204V47H203ZM214 48H215V50H214ZM221 48H223V49H221ZM237 48H238V50H237ZM259 48H261V47H259ZM262 48H263V47H262ZM51 49H52V48H51ZM58 49H59V50H62V51H61V55H60V51H58ZM63 50H64V51H63ZM82 50H84V51H82ZM124 50H125L126 52H124ZM130 50H131V49H130ZM198 50H199V51H202V52H203V55L205 54V55L207 56L208 54H210V55L207 56V57L204 55L205 58L202 57L203 55L199 57L200 60H201V58L203 59V60L200 61L201 63H204V62H205V64L208 65V66H204V64H203V69H204V67H205L204 70H206V72L204 71V72L202 73V76H201L202 79H201V80L206 82L207 79H211V78H213V79L208 80V81H209V82H207L208 84H207V83L205 84V82H204V84H202V81H201V80H198V82H200L199 84H200V87H202V89L199 87V85L197 84V82H196L195 84H197L198 86H194V87H195L196 92L198 91L201 95L198 94V92H197V93L194 92L195 95L197 96V97H195V96H193V94H194L193 92H192L193 94L191 95V90H188V89H186V88H185V89L180 88L179 85H180L181 82H182L181 80H180L181 82L179 81L180 84H179V82H176V83H175L174 80H176V79H178V78L180 79V77L183 78L182 76H185L186 78L184 77V78H183V79H184L183 81H186V80L188 81V80L190 79V77H191V76H189L188 73H189V72L191 73L192 71L194 72V71L197 69L198 66H200V67L202 66V65H199V61H198L199 58H196L197 53L199 52ZM236 50H237V51H236ZM70 51H71V53H70ZM87 51H90V50H87ZM127 51H128V52H127ZM172 51H173V52H172ZM172 51H171V52L174 54V51H175V50H172ZM196 51H197V53H195L196 55H195V54L193 55V52H196ZM235 51H236L237 53H236ZM239 51H240V52H239ZM241 51H244V52H241ZM63 52H64V55H66V56L63 55ZM202 52H201V53H202ZM229 52H230V53H229ZM245 52H246V53L248 52V53H247L248 56H247L246 54H244ZM108 53H110V54L108 55ZM122 53H124V54H122ZM201 53H200V54H201ZM231 53H232V55H229V54H231ZM234 53H235V54H234ZM30 54H31V55H30ZM32 54H33V55H32ZM72 54L70 55V58H71V56H73ZM75 54H76V53H74V55H75ZM118 54H119L120 56H119ZM173 54H172V56H173ZM200 54L198 53V55H200ZM27 55H23V57L26 59V58H27ZM62 55H63V57H62ZM122 55H123V59L121 58ZM132 55H134V56H132ZM170 55H171V54H170ZM240 55H241V56H240ZM25 56H26V57H25ZM35 56H34V58H35ZM68 56H67V57H68ZM125 56H126V57H125ZM164 56H165V58H164ZM166 56L168 57V58H167L168 61H166V60H167V59H166ZM238 56H239V57H238ZM141 57H142V58H141ZM150 57H151L152 59H150ZM193 57H195V58H193ZM236 57H237V58H236ZM242 57H243V58H242ZM262 57H263V58H262ZM53 58H54V60H53ZM115 58H116V60H115ZM118 58H121V59H118ZM134 58H135V61H136V62L134 61ZM171 58H170V59H171ZM189 58H190V60H189ZM207 58H209V59L207 60ZM61 59H62V60H61ZM129 59H130V60H129ZM132 59H133V62L131 61ZM145 59H146V60H145ZM165 59H166V60H165ZM186 59H188V61L191 62V63H190V64H188L187 62L185 63L184 61H187ZM193 59L196 60V61H194ZM235 59H236V60H235ZM255 59H256V60H255ZM63 60H64V61H63ZM113 60H114V62H113ZM123 60H124V62H123ZM141 60H143V61H141ZM155 60H156V61H155ZM180 60H181V61H180ZM191 60H192V61H191ZM259 60H261V62H260ZM61 61H62V62H65L66 64H65V63H61ZM121 61H122V62H121ZM126 61H127L128 63H127ZM144 61H145V63H143ZM172 61H174V62H172ZM193 61H194V62H193ZM203 61H204V62H203ZM206 61L209 62L210 64H209V63L207 64ZM211 61H213V60H211ZM139 62H140V63H139ZM151 62L154 64V66H152V69H154V70H152L151 68H150V69L148 68V67H149V64H150ZM175 62H178V64H179V63H182L183 66H184V69H179V68H182L183 66H182L181 64H179V65L177 64V65H176ZM196 62H197V63H196ZM256 62H257L258 64H256ZM259 62H260V63H259ZM130 63H131V64H130ZM134 63H135V65H134ZM136 63L139 65V68H140V69H139V68L137 69V68L135 67V66H137ZM157 63H158L159 65H158ZM165 63L168 64L169 66H168V65H166V66L163 65V64H165ZM184 63H185V65H184ZM201 63H200V64H201ZM212 63H214V61H213ZM226 63H227V64H226ZM61 64H62V65H61ZM113 64H114V65H113ZM121 64H122V65H121ZM140 64L145 65V67H144L143 65L141 66ZM187 64H188V65H187ZM197 64H198V65H197ZM254 64H255L256 69H254ZM261 64H262L261 67H263V68L260 67ZM51 65L54 66V67H52ZM64 65L67 66V67L65 66V67H66V70H65ZM120 65H121V66H120ZM124 65H126L125 68L123 67ZM129 65H130V66L132 65L131 67H133V68L129 67ZM133 65H134V66H133ZM173 65H175L176 68H175ZM214 65H215V63H214ZM46 66H45V67H46ZM57 66H59V67H57ZM61 66H62V67H61ZM140 66L142 67V69H141ZM171 66H173V68H172ZM219 66H220V64H219ZM226 66H227V67H226ZM235 66H236L237 68H236ZM48 67H49V68H48ZM63 67H64V68H63ZM170 67H171L172 69H170ZM186 67H187V68H186ZM208 67H211V68H208ZM224 67H225V68H224ZM230 67H231V68H230ZM239 67H241V68H239ZM247 67H249V68H250V67H253L252 70H253V73H254V74H253L252 72L245 73V72H247L246 69H245V68H247ZM143 68H145V71H144V72H143ZM188 68H189L191 71H190V70L188 71ZM198 68H199V67H198ZM227 68H228V69H227ZM235 68H236L237 70H238V69H239V70L236 71ZM123 69H124V70H123ZM126 69H127V70H126ZM128 69H129V70H128ZM130 69H131V70H130ZM155 69H156V70H157V69H160V70H161V71H160L161 73L163 72L162 69H166L167 71H168V70H170V71L173 70V72L176 71L177 73L175 72V74H174L173 72H170V71H168L167 74L164 73L165 77H166V78H169V82H170L171 78L173 77V78H172L173 80H171V82L173 81L174 84H176V86H175L173 83H171V82H170V83L167 82L168 79H166V78L162 75L163 73H162V74H159V72H157L158 70L156 71ZM174 69H175V70H174ZM212 69H213L214 71H212ZM241 69H242V70H241ZM243 69H245V71H243ZM64 70H65V71H64ZM68 70H69V69H68ZM119 70H123V72H119ZM134 70L138 71V73H136ZM166 70H165V71H166ZM177 70H178V71H177ZM207 70H208V71H207ZM229 70H230L231 72H230ZM255 70H256V71H255ZM47 71H46V72H47ZM132 71H133V73H132ZM165 71H164V72H165ZM184 71H186V72H188V73H186V72H184ZM209 71H211V72L209 73ZM215 71H216V72H215ZM225 71H226V72H225ZM250 71H251V70H250ZM257 71H258V72H257ZM24 72H25V73L21 74L20 76H23L22 81L25 82V83L22 84V83H21L22 81H21V82L19 83V85H25V86H26V84L28 83L27 81H29V80H31V79H32V81H33V80H36L37 77H38V79H40V80H42V79L44 78V76H45V78L48 77V75L46 74V72H45V73L43 72V73H44L43 75H42L41 72H39L40 75L37 74L38 72H36V73H34V74H36V76L33 74V71H28V73H26L27 71H24ZM29 72H30V74H29ZM139 72H142V73L139 74ZM156 72H157V73H156ZM179 72H180V73H179ZM196 72H197V71H196ZM213 72H214V73H213ZM222 72H223V73H222ZM234 72H235V75L233 76ZM242 72H244V73H242ZM256 72H257L259 75H258ZM67 73H68L69 75H68ZM119 73H120V74H119ZM124 73H126V74H124ZM130 73H131V74H130ZM144 73L146 74V76L144 75ZM181 73H182V75H181ZM206 73L212 75V77L207 78L208 75H207ZM224 73H225L226 75H225ZM230 73L232 74L233 77L230 76V75H231ZM260 73H262V74L260 75ZM27 74L30 75V77H29ZM177 74H178V75H177ZM216 74L220 75L219 77H221V79L218 78V75H217V77H215ZM245 74H246V75H245ZM255 74H257V75H255ZM135 75H136V76H135ZM138 75H139V76H138ZM159 75H160V77H158V78H160V80H158V78H157V76H159ZM206 75H207V76H206ZM214 75H215V76H214ZM222 75H224V77H223ZM228 75L230 76L231 79L233 78V79H232L233 81L231 80L232 83L230 82V84H228L229 82L227 83V81H226V78H227ZM241 75H242V76H241ZM247 75H248V76H247ZM254 75H255V76H254ZM24 76H26V77H24ZM27 76H28V77H27ZM31 76H32V77H31ZM33 76H34V77H33ZM131 76H133V77H131ZM155 76H156V77H155ZM162 76H163L165 79L162 78ZM175 76H177V78H176ZM213 76L215 77V79H214ZM235 76H236V77H239V78H237L238 81H242V82L244 81V82H243V83H242V82H241V83H239V82H235V79H234V78H236ZM49 77H50V76H49ZM56 77H57V78H56ZM61 77H62V78H61ZM120 77H122V78H120ZM130 77H131V78H130ZM146 77H147V78H146ZM30 78H31V79H30ZM33 78H34V79H33ZM96 78H97V76H94V77H93L92 79H90V80H93V81H94V79H96ZM135 78H136V79H135ZM161 78H162L163 81L161 80ZM203 78H205L206 80L203 79ZM217 78H218V79H217ZM247 78H248V79H247ZM251 78H252V79H251ZM255 78H256V79H255ZM28 79H29V80H28ZM47 79H49V78H47ZM59 79H60V80H59ZM145 79H147V80H145ZM179 79H178V80H179ZM216 79L218 80V83H216L217 81H214V80H216ZM227 79H229V77H228ZM242 79H244V80H242ZM246 79H247V80H246ZM258 79H259V80H258ZM80 80H81V79H80ZM80 80H79V81H80ZM82 80L84 81V79H82ZM82 80H81V81H82ZM85 80H86L85 82L82 81L83 84L81 83L82 87L79 85L80 83L78 84V82L76 83L77 86L79 85L78 87L83 88V87L85 86L84 83L88 84V83L90 82V80H89L88 78L85 79ZM87 80H88V82H87ZM164 80H165V82H164ZM166 80H167V81H166ZM178 80H177V81H178ZM190 80H191V79H190ZM220 80H221V82L219 83ZM257 80H258L259 82H258ZM36 81H38V80H36ZM52 81H53V82H52ZM145 81H147V82H145ZM154 81H155L156 83H154ZM187 81H186V82H187ZM210 81H212V82H210ZM223 81H225V82H223ZM56 82H57V83H56ZM58 82H59V83H58ZM159 82H160V84H161L162 86L159 84ZM51 83H50V84H51ZM146 83H147V84H146ZM177 83H178V84H177ZM182 83H184V82H182ZM212 83H213V84L215 83L214 85H215L216 90H221V91H222L221 96H224V95H225L224 97H226L227 91H229L230 89L228 90V89H226L225 86L222 87V85H223V84H224V85L227 84V85H230V86H231L232 89L229 91V93H228L229 95L227 94V95H228L227 98H228V97H229V98L231 97V99H232V101H233V102H232L229 98L227 99V100H230V101H231V105L228 104V102L230 103V101L225 102L224 100H225L226 98H225V99H222V97H220V94H218L217 92H215V94L217 93L219 96L216 95L217 97H214V95H213V94H214V89H215L214 86H213V87H212V86L210 87V88H213V90H211V89H210V90L207 89V88H209L210 85H213ZM263 83H264V82H263ZM16 84H17V83H16ZM154 84H155V85H154ZM218 84H219V85H218ZM220 84H221V85H220ZM240 84H243V85L240 86ZM57 85H58L59 87H58ZM168 85H169V87L171 86V88H169ZM201 85H203V86L206 85V87H207V86H208V87H207V88H205V87L203 88V86H201ZM216 85H217V86H221L220 89H219V87H217ZM236 85L239 86V87H237ZM245 85H248V86H245ZM262 85H263V84H262ZM37 86H38V85H37ZM155 86H156V87H155ZM160 86H161V87H160ZM178 86H179V87H178ZM232 86H235V87H232ZM242 86H243V87H242ZM50 87H49V90L52 91V89H51ZM164 87H165V88H164ZM227 87H228V86H227ZM236 87H237V88H236ZM248 87H250V88H248ZM262 87H263V88H262ZM35 88L37 89V91H33V92H32V93H35V94H38L39 91L42 89V87H41L40 85H39V87H35ZM35 88H34V90H36ZM70 88H72V90L74 89L72 86H71V87H70V86L67 87L66 90H68L69 93H70V90H71ZM152 88H153V89H152ZM196 88H199V89L197 90ZM217 88H218V89H217ZM228 88H230V87H228ZM239 88H240L241 90H238ZM243 88H244V89H243ZM247 88H248L249 90H248ZM43 89H44V88H43ZM45 89H44V91H47V90H45ZM204 89H206V90L204 91ZM235 89H237V90L235 91ZM250 89H252V90H250ZM28 90H29V89H28ZM72 90H71V91H72ZM187 90H188V92H187ZM201 90H203V91L206 92V93L204 94V92L201 91ZM207 90H208V91H207ZM243 90H244V91H243ZM44 91H43V92H44ZM63 91H65V89L62 90V92H63ZM68 91H66V93H68ZM158 91H160V92H158ZM189 91H190V92H189ZM193 91H194V89H193ZM209 91H210V92H209ZM211 91H212V92H211ZM223 91L225 92V94H224ZM239 91H240V92H239ZM41 92H42V90H41ZM52 92H53V91H52ZM185 92H186V93H185ZM230 92H232L233 95H232ZM237 92H238V93H237ZM243 92H244V93H243ZM256 92H257V93H256ZM60 93H61V92H60ZM63 93H65V92H63ZM63 93H61V94L63 95L62 98L64 99V101L62 102L63 104H66V102L68 103L69 100H67V99H69V98H67V96H70L71 101H72L73 104H75V102H77L78 104H81L80 102H82V101H81L82 98H81V99L78 98V100H77V97H74V96L70 95L69 93L67 94L66 98H64V95H66V93H65V94H63ZM113 93H114V92L111 91V92H109L108 95H104V96H102V97H101L102 100L100 99L102 102H101L100 100H99V101H97V100H93V101H92V102H93V105H91L92 108H91L89 105H88V106H89L90 108L88 107L87 109H86V108L84 109V107H83V108H82V109H84L83 112H82V109L79 108V109L77 110L78 113H77L76 116H75V114H76V112H77V111H75L76 109L74 110L75 113L73 112L74 114H73L72 112H70V110H68L69 112H68V111L65 112L64 110H63V111H59V112H61V113L63 112V113H62V117H63V118H61V116L58 115L57 113H55V114H57V115L53 114L55 110L60 109L59 106L57 107V105H56V104H59V102H57V100H56V102H57V103H56L54 99H51V101L54 100V101H52V103L49 102L50 100L48 101L51 105H49V103H48V104L46 103L47 106L45 105L46 108H47V110L49 109V111L46 110L45 106H44V107L42 106V107H43V108L41 109L42 115H44V114L46 115V114L48 113L49 116H48V115H46L47 117H46L45 115H44V116H45L47 119L49 118V119H48L49 122H47V120L44 118V116H43V117H42V116H41V117L39 116L37 119H38L39 122H41V123H38V124H41V125H40L41 128H40L39 126H36V127H38V128L32 129V132L34 133V131H35L36 129H39V128H40L39 131H40V130H44V131H42V132H41V131H40V132H39V131H36V132H35V133H37V134H36L37 136H39L38 134L43 133V134H40V136H44V137H45V138L43 137V138H44V142H43V140H41L42 142H39V143H41V145L44 144L45 146L50 145V146H51L50 149H52V151L55 150V151H54L55 153L58 152V155H57V154H53L54 152H53V153L51 152V159L48 158V155H49V154H47V156H42V157H41L42 159H43V157H45V158H46V161L48 160V161L46 162V164L48 163L49 168H51V169L53 168V170H56V171H57L56 168H57V165H58V164H57L56 162L59 161V163H60V161H61V162L63 161V160H60V159L62 158L61 156H65V155H66V156L69 157V155H70V157H71V161L76 160L75 157L77 158V156L75 155V157H74V155H72V154H73V153H76V152H75V148L77 147V145H78V148H80V146H81V145H80V144H81L80 142H82V145H83L82 147H84L85 145H87V146H85L86 148L84 147V148H85V151H86V154L89 155V156H87V157L90 158V157L92 156V157H93V161L95 160L97 164H101V163H103V161H102L101 163H100V160L97 161V159L99 158V154H98V153H102V154H100L101 159H102L103 156H104V158H105V155H106V159H107V161H110L109 158H112L113 155L115 154L114 157H113L112 159H115L116 163L113 162L114 160H111L110 162H112V164H118L117 161H119L121 155L117 152L118 149H115V148H117L118 145H119L118 148H120V146H122V145L125 146V145H126L125 143H127V142H125V141H127V140H128L129 145H130V144H132V145L134 144L135 147L137 146V144H140V143H141V144L139 145V146H141V148H140L139 146H137L136 148L139 147V148H138V149H139V150H138L139 152H140V150H142V151H145V150H146L145 153H148V151H147V148L149 147L148 145L151 146V143H152V142H154V143L156 142L154 145H157V146L160 145V144H159V142H160L159 138H157V137H155V136H152V137L150 136V137L148 138V137L146 136V134L144 133V130H145V132H147V131L149 130V128H148L149 126H150V129L154 127V124H153L152 122H151L152 124L149 125L150 123H147L148 121H147V122L144 121V122H145L146 124H148L149 126H146V124L143 122L145 125L142 124V126L144 125L143 127H144L145 129H142L143 127L141 128V127L139 126V125H141V123L139 124V122H141L140 119H139L138 122H136V120H138V119H137L138 117H137V118H129L130 121L128 120V118H126V121H125V122H124V120H123V122H122L121 118H120V120H118V119H119V115H117V114H119V112H120V110H121L120 108H121L122 106H121L120 104H118L119 102L117 103V101H119V100H116V99H118V98L116 97V95L114 96ZM165 93H166V94L168 93V94H167L168 97L165 96ZM189 93H190V94H189ZM212 93H213V94H212ZM241 93H243V94H246V93H247V94H246V95H243V94H241ZM253 93H254V94H253ZM112 94H113V95H112ZM185 94H187V95H185ZM207 94H208V95H207ZM223 94H224V95H223ZM162 95H163V96H162ZM189 95H190V96H189ZM203 95H204V96H203ZM209 95H210V98H211V99L209 98ZM242 95H243V96H242ZM255 95H256V96H255ZM35 96H36V95H35ZM109 96H110L111 98H109ZM151 96H152V97H151ZM164 96H165V97H164ZM182 96H183V97H182ZM192 96L194 97L193 99L190 98V97H192ZM201 96H202V97H201ZM239 96H241L240 98H242V99H246V100L248 99V100H247L248 102L245 101V100H242V99H241L242 101H245V103H247V104H243V105H242V102H241L240 104H238V103H239L238 101H239V99H240ZM244 96H245V97H244ZM247 96H248V97H247ZM60 97H61V95H60ZM73 97H74V98H73ZM103 97H105V98H103ZM112 97H113V98H112ZM114 97H115V98H114ZM162 97L165 98V99H164L165 101H163V98H162ZM166 97H167V99H166ZM169 97H170V98H169ZM180 97H181V98H180ZM198 97H199V98H198ZM203 97H204L205 99H204ZM207 97H208V98H207ZM212 97H213V98H212ZM219 97H220V98H219ZM233 97H238V98H235V99H238V100H237V101L234 100ZM243 97H244V98H243ZM246 97H247V98H246ZM75 98H76V100H75ZM83 98L85 99V97H83ZM175 98H176L177 100H176ZM182 98H183V99H182ZM184 98H185V99H184ZM196 98L200 99V100L197 99V100L200 101V102H197V103H196ZM206 98H207V99H206ZM214 98H216L218 101H217V100H214ZM218 98H219V99H218ZM72 99H74V100H72ZM84 99H82V100H83L85 103H87V102H86V101H87V98H86L85 100H84ZM103 99H104V100H103ZM106 99H108V100H106ZM114 99H115V100H114ZM158 99H160L161 102H165V104H164V105H161L162 103L159 102ZM161 99H162V100H161ZM168 99H171V100L168 101ZM174 99H175V100H174ZM188 99H189V101H188ZM190 99H191V100H190ZM201 99L206 100V101H202V102L205 103V105H204V103H203V105L201 104ZM209 99H210V100H209ZM258 99H259V101H258ZM66 100H67V101H66ZM79 100H80V101H79ZM142 100H143L144 102H143ZM166 100L168 101V103H167ZM173 100L176 101V102L178 101V104H177L178 106H176L175 104H173V102H174ZM182 100H184V101L187 100L188 103H187V102H182ZM193 100H194L195 102H191V101H193ZM213 100H214V101H217L216 104L210 102V101H213ZM241 100H240V101H241ZM65 101H66V102H65ZM96 101H97V103H96ZM111 101H112V102H111ZM115 101H116V104H117V105H115ZM172 101H173V102H172ZM208 101H209V102H208ZM214 101H213V102H214ZM53 102H55V103H53ZM69 102H70V101H69ZM84 102H82V104H84V106H85V103H84ZM158 102H159V103H158ZM170 102H172V104L175 105V106H173V105H172V106H168V104H169ZM176 102H175V103H176ZM179 102H180V103H179ZM190 102L192 103V104L190 105V107H193V109H195V107L193 106V103H194V105H196V106H197L198 103H199V107H200V105L203 106V107L201 106L203 109H200V111H201L202 113H200L199 116H198V114H196L197 111L199 110V107H197L198 109L196 108V109H195L196 111L194 110V111H195V112H194V111L192 110V108H190V107L188 106ZM237 102H238V103H237ZM70 103H71V102H70ZM70 103H69V104H70ZM95 103L98 104V105H96ZM105 103H106V104L108 103V104L106 105ZM160 103H161V104H160ZM166 103H167V105H166ZM183 103H184V104H183ZM195 103H196V104H195ZM210 103H211V105H210ZM217 103H218V105H217ZM225 103H226V105H225ZM235 103H237L239 106L236 107L237 104H235ZM52 104H53L54 106H56L57 109H56V108H54L55 110L52 109V107H53ZM88 104H89V103H88ZM99 104H100V105H99ZM102 104H103V105H102ZM154 104H156V105H154ZM159 104H160V105H159ZM170 104H171V103H170ZM170 104H169V105H170ZM206 104H208V105H206ZM41 105H42V104H41ZM43 105H44V104H43ZM101 105H102V106H101ZM104 105H105V106H104ZM119 105H120V106H119ZM165 105L168 106V107L165 108ZM184 105H186L188 108H190V109H187V108L185 107L184 109H185V110H188L189 113H190L189 110H191V113H192L191 115H190L187 111H186V113L188 114V117L193 115L192 118H193L194 120H196L195 122H194V120H193L192 118H190V117H189L190 119H189V118H185L184 115L182 114V112H183L184 114H186V113H185V110L182 108V109L184 110V111H183V110L180 108V107H184ZM223 105H224V106H223ZM234 105H235V106H234ZM259 105H260V107H259ZM262 105H263V106H262ZM50 106H51V108H50ZM86 106H87V105H86ZM98 106H101L102 108H101V107H98ZM106 106H107V107H106ZM205 106H206V107H205ZM218 106H220V107H218ZM221 106L224 107V109H223ZM232 106H233V107H232ZM242 106H244L243 109H241ZM256 106H257V107H256ZM93 107H94V108H93ZM159 107H160V108H159ZM172 107H174V108H172ZM175 107H176V108H175ZM207 107H209L210 109H213V110L210 111V109H208ZM64 108H65V107H64ZM97 108H98V109H97ZM105 108H106V109H105ZM154 108H156V109L154 110ZM164 108H165V110H164ZM168 108H170V109L172 108V109L170 110V109H168ZM177 108H179V110L181 109V111H179V110H175V112H174L173 115H172V112L174 111V109H177ZM205 108H207V109L204 110ZM216 108H217V110H218V108H219V110H220L219 113H217L218 111L216 110ZM220 108H221V109H220ZM256 108H257L258 110H257ZM259 108H260V109H259ZM43 109H44V110H43ZM89 109H90V110H89ZM103 109L105 110V112H103V111H104ZM167 109H168V111H170L171 113H170V112H167ZM222 109H223L224 111H223ZM225 109H226L227 111H226ZM228 109H230V110H228ZM238 109H241V110H238ZM253 109H255V110H253ZM18 110L20 111V108H18ZM23 110H24V108H23ZM23 110H21V111L24 112ZM45 110H46V111H45ZM51 110H52V111H51ZM80 110H81V111H80ZM87 110L90 111V112H88V113H92V114H90V115H89V114L86 115V114H87V113H86ZM92 110H93L94 112H93ZM96 110H98L99 113H98V111L96 112ZM123 110H124V109H123ZM215 110H216V111H215ZM21 111H20V112H21ZM43 111H44V112H43ZM71 111H73V110H71ZM115 111H116V112H115ZM121 111H122V110H121ZM192 111H193V112H192ZM200 111H198V112H200ZM229 111H230V112H229ZM244 111H245V112H244ZM255 111H256V112H255ZM45 112H47V113H45ZM50 112H51V114H49ZM52 112H53V113H52ZM64 112H65V113H64ZM67 112H68V113H67ZM80 112H81V113H80ZM101 112H102V114H101ZM156 112H155V113H156ZM203 112H204V113H208V115L210 114V115H209L210 117H209V116H208L207 118L204 117V116H206V115H205ZM220 112H221V113H220ZM43 113H44V114H43ZM61 113H59V114H61ZM66 113H67V114H66ZM79 113L83 115V118H82V115H81V116L79 115ZM83 113H86V114H85L86 116H85ZM169 113H170L171 115H170ZM177 113H178V114L180 113V114H182L183 116H181V115H177ZM212 113H213L214 115L216 114V117H215V116L212 117V116H213ZM233 113H234V114H233ZM247 113H248V114H247ZM253 113H254V114H253ZM257 113H258V116L256 115ZM63 114L65 115V117H69L68 114H70V117H72L73 115H74L75 117H78V115H79V117H81L80 119H84V120L81 121L79 118L76 119L75 117H73V118H70L71 120L74 119V118H75L74 120H76V121L73 120L74 122H71V123L73 124V126H72V125H71V126L65 125V126L63 127V122L65 121V120H64L65 117L63 116ZM160 114H162V115H160ZM164 114H165V115H164ZM203 114H204V115H203ZM220 114H222V115H220ZM236 114H237V115H240V118H239ZM262 114H263V115H262ZM50 115H52V116H56V117L54 118V117L51 116V117H52V118H51ZM163 115H164V116H163ZM168 115H169V116H168ZM194 115H197V116H194ZM202 115H203V116H202ZM211 115H212V116H211ZM217 115H218L219 117L221 116L222 119H224L223 122L220 121V120H221V119H220L221 117L219 118ZM251 115H252V118L254 117L253 119H250V118H251V117H250ZM57 116H58V117H57ZM102 116H104V117H102ZM165 116L168 117L169 119H167ZM170 116H171V117H170ZM176 116H178V118H179V117H183V118L185 119V120H182L183 118H179V119L182 120L181 122H182V125H183V126L181 125V123H180L179 120H176ZM200 116H201L202 118H205V119H204V120L201 119ZM256 116H257L258 118H256ZM261 116H262L263 118H261ZM97 117H98V118H97ZM105 117H106V118H105ZM161 117L163 118V121H162V118H161ZM186 117H187V116H186ZM195 117H197V118L200 117V118H198V120L200 119L201 122H202V121H205V122H206V120H208L209 123H211V124H209V123H207V122H206L207 124H206L205 122H204V123L206 124V126L209 125V127H210V125L213 127L212 122H210L211 120H213V123H214L215 125H216V124L219 125V122H220V123H221V122H222V123H226V127H227V128L225 127V130H224L225 134H224V132H223V133H220V135H218V134H214V133H211V132H210L209 134L211 135V137H210V135H209V137H208V132H206V131H208L209 129H206V128H208V126H207V127L204 126V125H205L204 123H203L204 125L202 124V126L205 127V128H203V129H200V127H202V126H200L199 129H198V126H197V130H196L195 128H193V127H194L193 125L196 126V124H199V125L201 124V122H199L197 119H195ZM259 117H260V120H259ZM94 118H95V119H94ZM116 118H118V119H116ZM164 118H165L166 120H164ZM173 118H174L175 120H173ZM210 118H211V120H210ZM212 118H214L215 120H217V118H218V121L215 123L214 119H212ZM229 118H230V120H229ZM231 118H233V119H235V120L232 122V119H231ZM243 118H244V120H243ZM247 118H248V119H247ZM40 119H41L42 121H41ZM43 119H45L46 121L43 122V121H44ZM54 119H56V121H54ZM57 119H58L59 121H60V119H61L60 123H61L62 120H63L62 124H60V125H58V126L55 125V124L58 122ZM68 119H69V118L66 119V121H67L66 123L64 122L65 124H68V121H70V120H68ZM86 119L88 120L87 123H90V119H91V121L93 120L92 122H94L95 124L98 123V122L96 123V120H97V121H98V120H104L103 123L105 122V125H107V126H106L107 128L104 126L103 123H102L103 125L101 124V121H100L99 124L96 125L97 127H98V125H99V128H97V127L95 126V124L91 122L90 124L92 125V127L97 128V129H95V128L90 127L92 130L89 128V126H91L90 124H87L88 127H85V128H84L83 126H85L86 124H84V125L81 124L82 127L79 128L80 130H78L77 126H76V127L74 126V125H78V124H79V125H78V127H79V126H80V123L87 121ZM124 119H125V118H124ZM131 119H133V120H131ZM186 119H188L187 121H189V120L192 119V122H191V123H194V124L191 125V127H192V126H193V127H192V128L190 127V128H191L190 131H193V130H194L192 133H195V134H197L198 136L195 135V134L190 133V131H187V129L189 128L188 126H190L191 123H190V121H189V123L185 124V123H186ZM225 119H226V120H225ZM236 119H237V120H236ZM245 119H246L247 121H245ZM78 120L80 121V123H78V122H79ZM115 120H117V122H120V123L117 124V122H116ZM38 121H37V122H38ZM52 121L55 122V123H53ZM110 121H112V122H110ZM134 121H135V122H134ZM165 121H166V122H165ZM174 121H175V122H174ZM178 121H179V122H178ZM237 121H238V122H237ZM244 121H245V122H244ZM248 121H249V122L251 121L253 125L251 124V125H252V126H251L250 124H248V123H249ZM37 122H36V123H37ZM42 122H43V123H42ZM106 122H107V123L109 122V124H107ZM113 122H115V123H113ZM121 122L124 123V125H123ZM127 122H128V123H127ZM129 122H130V123H129ZM149 122H150V121H149ZM196 122H198V123H196ZM234 122H235V123H234ZM246 122H248V123H246ZM251 122H250V123H251ZM47 123H53V125L50 124V125H51V126H50L49 124L47 125ZM58 123H59V122H58ZM71 123H70V124H71ZM85 123H86V122H85ZM110 123H111V124L113 123V124H115V125L112 126ZM135 123H136V124H135ZM195 123H196V124H195ZM227 123H228V124H227ZM232 123H233V124H232ZM238 123H239V124H238ZM240 123H241V124H242V123H245L246 126H245L244 124L240 125ZM258 123H260V124H258ZM38 124H37V125H38ZM70 124H69V125H70ZM100 124L103 126L102 129H101V127H100V126H101ZM116 124H117V125H116ZM132 124H133V125H132ZM188 124H189V125H188ZM54 125L57 126V127H55ZM87 125H86V126H87ZM126 125H127V126H126ZM215 125H214V126H215ZM221 125L224 127L225 124H224V125H223V124H220V127H221ZM227 125H228V126H227ZM236 125H237V126H236ZM249 125H250V126H249ZM254 125H255V126H254ZM261 125H262V126H261ZM52 126H54V127H52ZM59 126H60V127H59ZM110 126H111L112 128H110ZM130 126H131L132 128H131ZM151 126H152V127H151ZM180 126H182V127H184V128L181 129L182 127H180ZM185 126H186V129H185ZM258 126H259V127H258ZM45 127H46V128H45ZM50 127L53 128V129L51 130ZM61 127H62V129H61ZM69 127H71V128L73 127L74 129H73V128L71 129V128H69ZM104 127H105V128H104ZM115 127H116V128H115ZM125 127L127 128V131H130L131 134H130L129 132H126ZM133 127H134V128H133ZM146 127L148 128V130H147ZM187 127H188V128H187ZM217 127H218V126H217ZM217 127H215V128H217ZM220 127H219L218 129H219V131H222V127H221V129H220ZM230 127L232 128V129H230L231 132H230V130H229L228 134H226V133H227L226 131H228L227 129H229ZM241 127H242V128H241ZM249 127H250V128H249ZM43 128H44V129H43ZM47 128H48L52 133H53L54 128H55V132H54V133H55V134H54L55 136H54L49 130H46ZM59 128H60V129H59ZM76 128H77V129H76ZM83 128L85 129V131H84ZM136 128H137V129H136ZM166 128H167V127H166ZM166 128H165V130H166ZM213 128H214V127H213ZM213 128H210V129H213ZM56 129H58V130H60V131L57 130V132H56ZM68 129H69V130L71 129V130L68 131ZM81 129H82L83 131H81ZM88 129H89V132H87ZM103 129H104V130H103ZM109 129H110V130H113V131H110ZM122 129H125V131L122 130ZM135 129H136V130H135ZM138 129H139V130H138ZM140 129H141V130H140ZM168 129H169V128H167V130H166L167 132H165V130L163 129V130H164V134H165V133H166V134H170V133L172 134V131H170L171 129H169L170 133L168 132ZM204 129H206L205 132L202 131V130H204ZM258 129H259L260 131H259ZM45 130H46V132H45ZM63 130H64V131H63ZM90 130H91V131H90ZM163 130H161V131H163ZM188 130H189V129H188ZM199 130L201 131V133L199 132ZM233 130L236 131L237 134H236V133H232ZM238 130H239V132H238ZM247 130H248V131H247ZM249 130H250V131H249ZM252 130H254V131H252ZM255 130L258 131V135L256 134V135H257V138H255L256 140L253 139V138L255 137V135H254V137L252 136L253 134H255ZM48 131H49V132H48ZM61 131L63 132V136L65 135L64 138H62L63 136L61 137V135H62V132H61ZM71 131H72V132H71ZM73 131H74V132H73ZM77 131H78V132H77ZM109 131H110V132H109ZM134 131H135V132H134ZM138 131H139V132H138ZM234 131H233V132H234ZM245 131H247V132L244 133ZM38 132H39V133H38ZM59 132H60V133H59ZM69 132H70V133H69ZM79 132H80V134H79ZM83 132H84V133H83ZM92 132H93V133H92ZM96 132H97V133H96ZM112 132H114V133L116 132L115 135H113L114 133H112ZM148 132H149V131H148ZM148 132H147V133H148ZM186 132H188V134H187ZM242 132H243V133H242ZM250 132H252L253 134L250 133ZM259 132H261V133H259ZM33 133H31V135H32ZM35 133H34V135H35ZM44 133H45V134H44ZM50 133H51V135H52V136L50 135L51 137L49 136ZM90 133H91V134H90ZM95 133H96V134H95ZM105 133H106L107 135H106ZM156 133H157V131H156L155 133H152V134L155 135ZM189 133H190V134H189ZM205 133H206V134H205ZM249 133H250V134H249ZM256 133H257V132H256ZM262 133H263V134H262ZM56 134H57V135H56ZM73 134H75V135H73ZM86 134H87V135L89 134V135H88V136H89V139H88L87 136H85ZM93 134H95V135H93ZM104 134L106 135V138H105V135H104ZM118 134L121 135V138H118V137H120ZM122 134H123V135H122ZM140 134H141V135H140ZM176 134H177V133H176ZM200 134H201V135H200ZM202 134H203V135H202ZM204 134H205V135H204ZM231 134H232V135H231ZM241 134H240V135H241ZM246 134H247V136H246ZM27 135H28V134H25L24 137H23L22 139L27 138ZM59 135H60V136H59ZM66 135H67V136H71V137H67ZM72 135L75 137V139H74V137H73ZM79 135H80V136H79ZM92 135H93V136H92ZM96 135H98V136L95 138L94 136H96ZM116 135H117V136H116ZM129 135H130V136L132 135V136L130 137ZM133 135H134V136H133ZM142 135H143V136H142ZM144 135H145V136H144ZM186 135H187V136H186ZM216 135H217V136H216ZM224 135H225V136H227V135H231V136H230V137H229V136L225 137ZM240 135H239V136H240ZM242 135H241V136H242ZM249 135H251L253 138H251V136H249ZM81 136H84V137H81ZM107 136H108V137H107ZM140 136H141V137H140ZM177 136H176V138L171 137L170 139H169V138H168V139H169V140L175 139L174 142H178V143H179V138H177ZM193 136H194V138H192ZM196 136H197L198 138H195ZM205 136H207L206 141H205V138H206ZM213 136H214V137H213ZM215 136H216L217 138H215ZM32 137H33V135H32ZM65 137L69 138V140L66 139ZM79 137H80V138H79ZM90 137H91V138H90ZM113 137H114V138H113ZM126 137H127V139H126ZM128 137L131 138V139H134V137H136L134 140H138L139 142H138V141H135V142H134V140L130 141V139H129ZM132 137H133V138H132ZM139 137H140L141 139H143V140H141ZM153 137H155L156 139H154ZM185 137H186V138H185ZM201 137H202V138H201ZM228 137H229V138H228ZM34 138H35V137H34ZM82 138H83V139H82ZM94 138H95L96 140H99V139H100V140L97 142L98 144H96V140H95ZM112 138H113V139H112ZM146 138H147V139H146ZM199 138H201L202 140L199 139ZM258 138H259V140H257ZM260 138H261V140H260ZM35 139H36V138H35ZM35 139H33V140H35ZM64 139H65V140H64ZM72 139H73V140H72ZM101 139H102V140H101ZM152 139H153L154 141H153ZM165 139H166V138H165ZM192 139H193V141L190 142ZM214 139H215V141H213ZM216 139H218V140H216ZM222 139H223V140H222ZM226 139H227V140H226ZM63 140H64V141H63ZM66 140H67V142H66ZM85 140H86V141H85ZM88 140H89V141H88ZM112 140H113V141H112ZM120 140H121L122 142H120ZM148 140H149V141H148ZM155 140H156V141H155ZM157 140H158V142H157ZM198 140H199V142H198ZM56 141H57V142H56ZM76 141H77V142H76ZM78 141H80V142H79L80 144L78 143ZM91 141H92V142H91ZM103 141H104V142H103ZM109 141H110V142H109ZM111 141H112V142H111ZM118 141H119L120 143H119ZM146 141H147V142H146ZM172 141H173V140H172ZM209 141H208V142H209ZM262 141H263V144L261 143ZM55 142L58 143V144L60 143V147H59L58 144H57L58 146H56ZM73 142H74V143H73ZM90 142H91V144H90ZM94 142H95V144H94ZM101 142H102V143H101ZM106 142H107V143L109 142V144H111V143H113V142H114V143H117V144H116V145H112L113 147L111 146V149L109 148V147H110L109 144H107V145H109V146H108V149H106V148H107V145H106V144L104 145V147H103V145H99L100 143L103 144V143H106ZM150 142H151V143H150ZM164 142H165V141H164ZM208 142H207V143H204V146L211 145V144L208 143ZM213 142H214V143H213ZM75 143H77V144H75ZM145 143H146L147 145H144ZM188 143H189V144H188ZM203 143H201V145H200V144L198 145L197 150H203V149L205 148V147L202 145ZM218 143H217V144H218ZM221 143H219V145H220ZM248 143H249V145H248ZM251 143H252V144H251ZM255 143H257V144L254 145ZM68 144H69V146H68ZM72 144H73V145H72ZM74 144H75L76 147L74 146ZM93 144H94V146H93ZM152 144H153V143H152ZM183 144H184V143H183ZM250 144H251V145H250ZM62 145H64V146H62ZM88 145H89L90 147H92V146H93V147H96L97 150H96V148L93 149V148L88 147ZM127 145H128V144H127ZM219 145H218V146H219ZM55 146H56V147H55ZM114 146H115V147H114ZM143 146H144V147H143ZM201 146H203V149H200ZM211 146H212V145H211ZM47 147L49 148V146H47ZM47 147H46V149H47ZM53 147H55L58 151H57L56 149H54ZM58 147H59V148H58ZM62 147H66V149H65V148L63 149ZM67 147H68V148H67ZM101 147H102V148H101ZM176 147H177V146H176ZM176 147H175V148H176ZM180 147H182V146H180ZM220 147H222V146H220ZM220 147H218V148H220ZM246 147H245V148H246ZM61 148H62L63 150H62ZM88 148H89V150H88ZM100 148H101V149H100ZM121 148H122V147H121ZM144 148H145V150H144ZM175 148H174L173 150H176V149H177V150H176V151H172V150H171V152H173V153L175 152V153H176V152L178 151V148H176V149H175ZM201 148H202V147H201ZM213 148H217V147L214 145ZM260 148H261V149H260ZM59 149H60V151H59ZM90 149H91V150H90ZM104 149H105V150H104ZM184 149H186V148H184ZM47 150H48V152H50L49 149H47ZM61 150H62V151H61ZM66 150H67V151H66ZM115 150H117L116 152H117V156H119V159H118L117 156H116V152H115ZM136 150H137V149H135L134 152H133V151L130 152L128 155L124 156L123 158L126 159V157H127L128 159L131 158V161H132V160H136V161H137L138 158H139V155H138V157H135V156H137L136 154H138V151H136ZM181 150L184 152L183 149H181ZM181 150H179V151L181 152ZM251 150H252V149H251ZM89 151H90V152H89ZM98 151H99V152H98ZM135 151H136V153H135ZM179 151H178V153H180ZM257 151H258V150H257ZM257 151H256V152H257ZM259 151H258V152H259ZM61 152H63V154H65V155H61V154H62ZM68 152H69V153H68ZM72 152H73V153H72ZM88 152H89V153H88ZM149 152H151V151H149ZM183 152H181V153H183ZM256 152H255V153H256ZM258 152L256 153L257 155H259V154H263V153H260V152L258 153ZM60 153H61V154H60ZM67 153H68V154H67ZM90 153H92V154L94 153L93 155H94L95 157H94L92 154L90 155ZM103 153H104V154H103ZM112 153H113V154H112ZM86 154H85V155H86ZM34 155H35V154H34ZM56 155H57V156H56ZM59 155H61V156H59ZM108 155H109V158H108ZM257 155H256V156H257ZM58 156H59L60 159L58 158V160H57L56 158H57ZM111 156H112V157H111ZM147 156H148V155H147ZM150 156L152 157V156H154V154H153V155L151 154ZM156 156H157V155L155 154V157H156ZM55 157H56V158H55ZM92 157H91V158H92ZM148 157H149V156H148ZM151 157H149V158H151ZM155 157H154V158H155ZM243 157H241L240 159H242ZM45 158H44V159H45ZM52 158H54V159H52ZM72 158H73V160H72ZM133 158H134V159H133ZM136 158H137V159H136ZM152 158H153V157H152ZM154 158H153V159H154ZM108 159H109V160H108ZM125 159H123V161H124ZM128 159H126V161H127ZM158 159L164 160L165 158L162 159L161 157H160V158L158 157ZM158 159H157V160H158ZM50 160H52V162H51ZM104 160H105V159H104ZM120 160H121V159H120ZM129 160H130V159H129ZM140 160H142V159H140ZM140 160H138V161H140ZM155 160H156V159H155ZM41 161H42V160H41ZM43 161H45V160H43ZM67 161H70L69 158H67ZM67 161H66V162H67ZM158 161H159V160H158ZM242 161H243V160H242ZM50 162H51L52 164H51ZM120 162H122V160H121ZM120 162H119V163H120ZM140 162H142V163L144 164V166L147 165V164L144 163V161H140ZM243 162H244V161H243ZM247 162H250V160L248 159ZM247 162H246V163H247ZM49 163H50V165H53V164L55 163V167H54V165H53V166H50ZM63 163H64V162H63ZM142 163H141V164H142ZM56 164H57V165H56ZM109 164H111V163H109ZM143 164H142V165H143ZM46 166H47V165H46ZM148 166H149V164H148ZM148 166H146L147 168H146V167L143 168L142 166H141V167L143 168L144 171L147 170V171L149 172V171H151V169L148 168ZM145 168H146V169H145ZM94 169H95V168H94ZM148 169H149V170H148ZM75 170H76V169H72V168H71V169H69V172L66 171V170L64 171L65 174H67V172H68L69 175H68V174H67V175H68V179H69V180H71V178H72V177H70V176H73L74 173L77 171V170H76V171H75ZM99 170H100V169H98V170H97V169H95V170H90V171L88 172L87 175L90 176V175L92 174V175H91V178H93V175H95V176L98 175V173L95 174V172H97V171H99ZM9 171H10V170H9ZM9 171H7V172L5 171L3 174L5 175V174L8 173ZM11 171H12V170H11ZM91 171H92V173H90ZM263 171H264V170H263ZM3 174H1V176H0L1 180H3V179H2ZM9 174H10V172H9ZM6 175H7V174H6ZM62 177H63V176H62ZM64 177H65V176H64ZM217 178H218V177H217ZM64 179L68 180L67 177H65ZM194 180H195V181H194ZM103 181H104V180H103ZM199 182L201 183V182H203V181H200L199 178H197V179H193V184H194V183H195V184L197 183L196 185L194 184V186H197V185L199 184ZM142 184H144V183H142ZM199 185H200V184H199ZM138 186H140V185H138ZM79 187H81V186H79ZM79 187L77 186L76 188H79ZM138 188H139V187H138ZM142 188H143V187L140 186V191H141ZM128 189H129V188H128ZM130 189L132 190V188H130ZM131 190H130V191H131ZM136 191H139V189L136 190ZM140 191H139V192H140ZM127 192H129V191H127ZM134 192H135V190L133 191V193H134ZM130 193H132V192H130ZM130 193H129V195H130ZM136 193H137V192H136ZM140 193L142 194V191H141ZM113 194H114V193L112 192L111 194L106 195V196H104V197H102V198H101V197H97V199L99 198L98 200H101V203L103 202L102 205H103L104 207H105L104 204H106L107 202H109V203H107V204L110 205V206H109V205H108V206L111 207V206H112V205L110 204V203L112 202L111 195L113 196ZM83 196H84V197H83ZM83 196H81V197L86 198V201H87V199L96 200V198H95V199L92 198V197H89V198H88L86 195H83ZM14 197H18V194H15ZM107 197H108V198H107ZM109 198H110V199H109ZM88 201H90V200H88ZM153 201H155V200H153ZM65 202H66V204H67L68 202H71V201H70V200H69V201L67 200V201H65ZM63 205H65V203H63ZM106 207H107V206H106ZM109 207H108V208H109ZM148 233H149V232H148ZM150 238H156V237H154V236H150Z\"/></svg>", "mask_w": 264, "mask_h": 264}]
</instances>
